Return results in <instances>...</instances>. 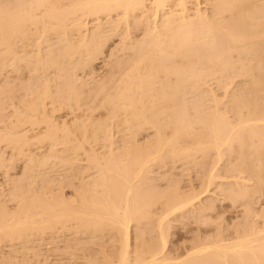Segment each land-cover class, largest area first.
Here are the masks:
<instances>
[{"label":"rangeland","instance_id":"1","mask_svg":"<svg viewBox=\"0 0 264 264\" xmlns=\"http://www.w3.org/2000/svg\"><path fill=\"white\" fill-rule=\"evenodd\" d=\"M3 0H0V7H2V3H3V6H7V5H9V7H11V6H15V4H14V2L16 3L17 2V0L15 1H13V0H4L3 2H2ZM9 1H11L12 3L10 4V2ZM64 1L65 0H63V2H61V3H64ZM152 0H148V5L150 4L149 2H151ZM173 1V0H172ZM192 1V2H191ZM209 1V2H208ZM197 0V2L194 0H190V2H191V4H189V5H191V7H192V3H193V7L192 8H200V9H202V11H204L205 10V12L204 13H208L209 14V11L210 12H212L210 9H212V1H214V0ZM8 2H9V4H8ZM66 2V1H65ZM196 2V3H195ZM210 2H211V4H210ZM6 3V4H5ZM18 3H19V0H18ZM17 3V4H18ZM175 3V0L172 2V4L171 3H169L170 4V6L171 5H175L174 4ZM13 4V5H12ZM66 4V3H65ZM146 4V5H147ZM151 4H152V2H151ZM150 4V5H151ZM196 4H199V7H198V5H196ZM208 4V5H207ZM210 4V5H209ZM13 6V7H14ZM169 6V7H170ZM8 8V7H7ZM194 9H192L193 11H194ZM197 9H195V10H197ZM209 10V11H208ZM193 11H192V13H193ZM207 11V12H206ZM41 12H39L38 14L39 15H41L40 14ZM119 13V14H118ZM118 13H116V12H114V14H113V12H112V14L108 17V16H106V18H105V16H103V15H99L100 16V18H101V22H100V19L98 20L97 19V16L96 17H94V19L92 18V17H89V18H84L82 21H85V22H90L92 25H90L89 24V26H91V27H89V28H91V30L94 28V25H97L96 23H98L97 22V20L100 22V23H98V24H101V28H102V30H103V35H102V37H103V44H101L99 47H93V49H96V50H94L93 51V49H92V51L91 52H85L84 53V51L83 50H81V53H76L77 55H75V56H77L76 57V59L73 61V60H71V57H70V60L71 61H69V57L67 58V57H65L64 56V58H67L66 60L67 61H69L68 63H67V61L64 59V58H62V61H63V63H62V61H61V58H59V62H61L60 63V65H57V67L56 66H52V68H50L51 66H49L50 65V63H49V65H48V63L47 62H50V61H52L53 59H51V58H53V57H55L56 56V54H53L52 56L53 57H51L50 56V61H47L46 59H44V58H46L45 56H47V59L49 60V58H48V51H50L49 49H53L52 51L53 52H51V53H58V52H60V54H62L61 53V49H62V51H64V49H65V51H66V48L68 47V45L66 46V44L64 43L65 41H67L68 43L70 42V37L72 36H70V37H68L69 39V41L66 39V38H64V34L63 33H60V32H62V31H60V32H58L59 33V35H57V34H53L52 32H50V30H49V28H53V30L55 31V25L52 27V26H50L49 27V25L48 24H50L48 21H47V19H45L44 20V22H43V25H45V21H47V23H46V25L45 26H47V29H46V27H45V29H46V33H43V31H44V26H43V29L41 28L42 26H41V22H38L40 25H36L35 27H36V30L38 29V31H39V34L37 35V32L38 31H36V30H34V25H32L31 27V30H30V32L29 31H27L26 29H25V32L27 33V35L25 34V38L23 37V35H20V37H22V39L20 40L19 38L20 37H18V39L20 40H18L17 39V41L18 42H16V40H14L15 41V43L13 44V47H15V50H14V48L12 47V50L14 51V52H16V54L12 51V50H9V52H11L12 51V53L13 54H15V56L17 55V56H19V59H20V61H21V63H19L20 61H19V59H18V57H17V59L15 60V62L17 61H19L18 63L16 62V64H19L18 65V67H17V65H15L16 67H13L14 65H12L13 63H11V66H9L8 64H10L7 60H9V59H7V57L8 56H6V54L5 53H7V52H5V50H4V55L2 56L1 55V52L3 51V48L5 47H1L2 48V51L0 50V58L2 59V57H3V59H5L4 60V62L5 61H7V63L5 64V65H8V66H5V67H2V64L3 63H1L0 65V69H1V67H2V69L0 70V206H1V208L2 209H0V215H2V214H5V211H6V213L8 212V210H9V214L11 213V216H10V219L11 220H13L14 218V216L12 217V215H14L16 212V216H17V214H18V212H20L22 209H20V208H22V206L24 207V208H26V206H27V203H31V204H33L34 203V205L36 206H34L35 208V210H37L36 211V214H37V217H36V215H33V216H35L37 219H39V220H42V219H40V218H38V217H42L43 215H44V217H45V213H43V215L41 216V215H39L41 212H43L44 211V209H46L47 207V205H48V201H49V203L52 201L53 202V200L54 201H57V199L55 200L54 199V197H56L57 198V195H58V199L60 200L59 201V203H61V200L64 202V204L66 203V204H68V205H66V206H70V207H72L69 211H72L73 209V212H75V211H77V212H75L76 214H71L70 212H67V214H69V216L70 215H72V218H70V217H68V219L70 218V220H67V219H64V220H62V222L64 223L65 222V224L63 225V223L61 222V223H58L57 224V222H56V225H54L53 224V226H57L56 228L54 227V229L52 228V226H48V225H46L45 226V224L43 225H41V224H38V225H35V226H32L34 229L29 233V231H27L28 233H26V235H24L25 237H26V239L25 238H21V240H23L22 242H21V240L20 239H18V237H13L14 239H16L15 241H13V238L11 237V238H9V239H6V237L4 238L2 235V237L0 238L1 240V242H0V264H92V262H93V260L95 261V259H97L95 262H97L96 264H100V263H105V261H106V259H104V256H106L107 258H108V255H110L111 253V255L109 256V259H107V261H106V263L108 262V261H110V259L111 258H115L114 257V255H118V253L120 252L119 250H120V248H121V244H122V241L121 240H119V239H121V238H119V237H121V235H118L120 232V230H118V228L120 229V227L119 226H116V227H114V224H113V222H112V220H111V222L108 220V219H106V217L104 216V215H106V214H102V211L105 209V205H104V208H103V210H101L102 209V207H101V209H100V211H101V213H100V211L98 212L97 210L99 209H97V208H94V206L92 205V207H90L91 205L89 204L88 206L89 207H85V205L89 202L90 203V200H88V201H86L87 203H85L84 201L85 200H87L88 198L89 199H93V200H91V201H93V204L95 203V202H97V201H94V200H97V199H99L100 200V202L101 201H104L105 200V196H107V195H112L113 194V192H111L110 190L111 189H113L114 190V196L115 197H113V195H112V197L110 198V195L108 196V197H106V202H107V198L108 199H112V201H113V199H114V201L115 202H118V201H116L117 199H119V198H117L116 196H117V194L116 193H120V189L122 188V187H120V185L121 186H123L124 185V182L125 181H122L123 180V178L122 177H124V180H126L127 181V178H129V177H127L126 178V176H125V174L126 173H124V172H127V173H129L130 174V171H131V167L132 166H137V163L140 165V163L143 165H141V167L144 169H142V171L143 172H140L141 174H142V176L143 175H145V178H144V176L142 177L143 179H142V181L141 180H138L139 178L138 177H136V179L138 180V182H137V180L135 179V181H136V183L134 182V183H132V185L133 184H135L134 186H132L133 188H134V190L138 187H142V189L145 187V188H147V187H150V188H147L148 190H145V188H144V190H142L141 189V187H140V189L138 190L139 191V193L136 191H134V193H137V194H140L141 193V191L140 190H142V191H146V192H148L149 190V192L150 193H152L151 195L149 194H145L146 196H147V198L148 199H145V198H140L137 194L136 195H134V197L136 196L137 198H138V200L137 199H134V197L132 196V194H131V196H132V198L134 199V200H136L137 202L139 201V198H140V200L142 199V203L144 204L145 202L143 201V199L144 200H149V202H150V200H152L153 201V203L151 204V202H150V204L149 203H145V207H147L146 205H150V207L148 206L145 210H143V207L144 206H141V207H138L140 204H141V202H140V204H139V202H138V208L137 209H139V208H141V210H143L142 211V213L140 214L139 212H138V214L137 215H135L134 216V218H133V220L131 221V226H130V242L132 243L131 244V247L132 246H134L133 247V249H131L132 251L133 250H137V248L140 250V251H143V249L145 248V246H147V244L148 245H151V244H149V243H156V245H158L159 246V244H160V240H162V239H160V235H161V233H160V231H158V229H159V221L161 220L160 219V217L161 216H163L162 214H165V211L167 212V209H165V207L167 208V205H165L166 203H164L165 201L166 202H170L171 204H173L172 203V201H174L175 203L177 202V200H178V197H179V200H180V198H181V196H182V201H187V199H188V201H190L189 200V196H186V195H190V198H191V201L193 202V203H195L193 206H192V208H190L189 206V208L191 209H189L188 207V211H181L180 213H179V211L178 212H175V214H173V215H171L170 217H167V219L165 220V222H167V220H168V225L167 226H169V231H168V229H167V231H168V233H167V231H164V232H166L165 233V237H166V235L168 236V252L167 253H170L171 251L170 250H173L174 252H175V249L177 250H179V252L181 251V249H183V251L185 250V249H188V251H189V249L192 247V245L193 246H195V247H197L198 245L200 246V245H206V244H209V243H223V241H224V243L225 242H232L233 240H236L237 238H239V237H242L241 235H243V236H245L246 235V233L247 232H250L251 234H254L255 232H258L261 228H264V167H262V166H260L259 168H263V170H262V172H261V169H256V168H254V166H257V168H258V165H257V163L258 164H261L260 162H259V157L258 158H256V156H254V154H253V157L252 158H256L257 160H258V162L254 159V160H252V161H256L257 163H255V162H252V164L253 163H255L256 165H254L253 167L251 166V164H250V162L251 161H249V163L247 164V162H246V164H247V166L245 165V164H243L242 163V160H241V158L240 159H238V157L236 158V156H237V154L239 155V153H240V157H242V156H245L246 154L245 153H247V155L249 156V154H248V150L246 151L245 149H246V147H247V149H248V147L250 148V147H252L251 145H252V143H257V141H255L257 138H252V136H251V138H249V136L248 137H244L242 134V137H244V139L245 140H248L249 139V141L250 142H245V144H246V147H244L243 146V148H239L238 149V147H237V149H236V145H237V143L236 142H234V144L236 143V145L234 146V144H233V146H234V148H233V146H232V148H231V152L228 150H226L225 151V148L227 147V146H225V148L223 149H221V151H223L222 153H220V155L219 156H217L218 155V153L220 152V150H219V152H216L215 150L216 149H214L213 150V152L212 151H208V154H207V151H206V148H204L207 144H208V141H209V139L207 140V138H208V136H206L207 134L206 133H208V132H206L205 133V131L207 130V129H205V126H201L200 124L202 123V121L200 122L199 120H198V118H200L199 116H200V114H199V116H198V118H197V110L199 111L200 109H201V113H203V111L205 112V115H206V113H213L214 112V109L217 107L216 105H219L220 104V106H219V108H221L220 110H222L221 111V113L223 114V115H221L220 114V110H218V111H215V115L214 114H210L211 115V117L214 115L215 117H217V112H219V114L223 117V116H226V115H228V116H226L227 117V119H228V117L229 116H231V117H229V121L230 122H228V121H226L227 123H228V125H230L231 124V122H233L234 124H232V125H230V126H235V125H237V124H239L240 122L238 121V120H240V118H239V116L241 117L242 115H243V117H241V119L243 118V119H249L248 117H247V114H249V109L247 108V112L245 111L246 110V105L245 104H243V102H241V103H239V104H241V105H239L238 104V106H241L240 107V109H236L237 108V106L235 107V104L237 105V103L239 102V101H237L236 102V97L237 98H239L240 97V95L242 96V95H244V94H242V92L245 90L246 92H248L247 90H248V88L249 87H253L252 88V90L254 89V86H250V85H252V84H249V82L251 83V81H249L248 79H249V76H247V75H245V74H243L242 73V69H239V68H244L243 66H240L241 65V62L239 61V60H237L238 59V57H236V54H237V56H238V52H236V53H234L233 55H234V57H233V59L231 58L229 61H232V63H230V64H234V63H236V65L237 64H239V66L237 65V67H236V65H235V67H234V65H233V67H232V65H228V66H231L230 68L229 67H227V71L228 72H226V73H224L223 74V77H222V74H220V73H217L215 76H214V74H213V76H209L208 78H205L204 79V82H199V79L197 80L198 82H195L194 80H192L193 81V83L192 82H189V81H187V83H192L193 85H194V83H196L195 85L197 86V85H199V84H201L202 83V85H199V86H201V87H192L193 85H190V84H187V83H185V84H187V86H185L184 85V87L185 88H191V89H193V90H189L188 89V91L185 89V88H183L182 87V89H185V91H181L184 95H182V94H180V93H178L179 94V96L180 95H182V97L180 96H178V94H176L177 95V97L178 98H181L180 100H182V101H179L178 99H177V101L179 102V103H181L182 105H184V107H185V104L186 105H188V106H186V107H188V110H187V108H186V110L188 111H186L185 110V115H186V112H187V114L189 115V114H191L194 110L193 109H190V108H195L196 106L195 105H193L192 104V101H193V103L195 104V103H197L196 105H201V104H203V105H201V107H205L204 109L203 108H201V107H199L200 109H198L197 108V110H195V112H196V114H195V112H193L196 116H195V118H194V115H193V121L195 122V120L196 121H199V122H197V124H195L193 121H191V116L192 115H190V116H187L188 117V120H189V118H191L190 119V122H193L194 124H192L191 125V123H190V125H188V127L187 128H189V127H191L192 126V130H194V131H192L191 130V132H192V134L193 135H195V133H197L198 135H199V133H201L200 135H202L201 137H198V138H194L195 140H196V143H198L197 141L198 140H200L201 138L203 139V136H204V138H205V136L207 137L206 138V140H207V142H203V144H202V141H206V140H200L201 141V143L199 142L198 144H196L195 143V141H194V139H193V136H192V134H190L191 132H188L187 130L188 129H186L185 131H183L181 134L183 135L184 133H186V136H188V135H190L189 137H191L192 136V139L190 138V139H188V138H186V136H185V134L183 135V136H185V137H183V139L186 141V142H188V141H192L191 143H193V141H194V144L195 145H201V146H195L194 144H192V145H194V147L196 148V149H199V150H196V152L195 151H191V149L193 148L194 150H195V148L191 145V147L192 148H189L190 146H188V148L190 149V151L189 150H187L188 152H190V153H188L189 155H188V157H187V151H185V152H179V150L180 149H182L183 147L181 146L180 147V149L178 148V146L177 147H175L174 148V145L172 144L171 146H172V149L174 148V149H177L178 148V150L176 151V150H174L176 153H175V156L174 155H172L171 153L172 152H174V151H172V149H171V146L169 145V143H168V145L170 146L169 148H170V154L173 156V157H171V155L170 156H168V151H169V148H168V145L166 146H164L163 148H162V145H160V143H156V146H155V142H157L158 141V139L156 140H154V138H153V136L154 137H156V134H157V132L159 133V128L160 127H162L161 129H162V132H161V129H160V133L159 134H162L163 132H165V133H163V135L161 136V135H159L158 134V138L160 139V140H162V138H164L163 139V142H167L166 141V137H167V135H169L167 138V140L169 141V139L170 140H174L175 138L174 137H172L171 135L173 134V135H175L176 134V132H174V131H176V125L174 124L176 121H178V119L176 120V121H174L173 120V118H178V117H176V116H178V115H175V117H173V115H174V113H178L177 112V110H175L176 108H173V104L172 103H166L167 105L168 104H170V105H168V108H170L171 109V107H172V109H174V111L175 112H173V110L172 111H168V112H170V114L166 111V114H165V116H163V117H160V116H158V115H156L157 117H159L158 119L159 120H157V121H159L158 123H157V121L155 122V120L157 119V118H155V119H153L154 117H156L154 114H152V115H150V116H152L153 117V115H154V117L152 118H150V119H152V123H151V125L153 124V123H156V125L154 126V125H152V126H149V129H148V126L146 125V124H143V123H145V120L143 121L142 119H143V117H135L136 119H138L137 121L135 120V121H133L131 118H133L134 119V116L132 117V116H128L127 114L129 113V111L131 110V109H127V113H126V115H127V117H131L130 119L129 118H127V117H125L126 115L125 114H122V112H124V110H122V112L119 110V114L117 115V116H120V117H117L116 115H115V112L119 109V105H118V101L115 99V98H113V99H115L116 101H114V102H112V103H110L111 101H113V99L111 100V98H109L111 95H110V91H112V92H117L118 90H121L120 89V85H119V83L117 84V81H118V79L120 80V78L122 79V77L120 76V71L122 70V68H124V67H122V68H120L119 67V64L120 63H124V66H126L125 68H124V70L122 71L123 72V75L127 72V74L129 73V72H131V70L132 69H130V67L131 68H133L134 70H132L133 72L132 73H134L135 74V76L136 77H138V75H136L137 73H135V71H137V68H136V70H135V68H134V63L133 62H131V63H133V66H131L132 64H130V61L129 60H131V58H133V56L135 55V54H137V53H135L136 52V50L135 49H137V46H138V44L140 45L141 43L140 42H142V39H143V41H144V39H145V42H146V40L149 42L150 40V38L151 37H149L150 36V34H151V32H150V30H149V27L150 26H153L154 27V18L153 17H151V16H149V15H151V12H150V14L149 13H147V14H149L148 16H149V18L147 19V18H145L144 17V20L141 18V20H139L140 18V16L139 17H136V18H126L125 16H123V13L120 11V12H118ZM121 14V15H120ZM211 14V13H210ZM81 15V14H80ZM106 15V14H105ZM108 15V14H107ZM120 15V16H119ZM227 15V14H226ZM225 15V17H226V19L224 20V21H226L227 19L229 20V13H228V15L226 16ZM123 16V17H122ZM82 17V16H81ZM83 17H85L84 15H83ZM108 17V18H107ZM121 17V19H119ZM124 17H125V19L127 20V21H125V19H124ZM228 17V18H227ZM90 18H92V19H90ZM97 20H96V19ZM105 18V19H104ZM111 20H110V19ZM119 19V20H116V19ZM139 18V19H138ZM79 19H81V18H79ZM79 19H77V20H79ZM134 20V22H133V20ZM139 20V21H136V20ZM149 20L150 22H151V25L150 24H147V23H150L149 21H145V20ZM95 20V21H94ZM106 20H107V22H106ZM131 22H129V21ZM162 20V19H161ZM228 20L226 21V22H228ZM259 20V19H258ZM257 20V21H258ZM109 21H111L109 24H108V22ZM117 21V23H115ZM122 21H124V22H122ZM140 21H142V22H140ZM144 21V22H143ZM263 21V20H262ZM94 23V25H93V23ZM140 23V25L139 26H137V23ZM147 22V23H146ZM253 22V21H252ZM260 22H261V20H260ZM259 22V23H260ZM104 23V24H103ZM118 23H121V24H118ZM144 24V25H146V26H142V24ZM153 23V24H152ZM254 24H256V20H254V22H253ZM253 23H251V24H253ZM102 24H103V27H102ZM106 24V25H105ZM109 26H108V25ZM125 24L127 25V26H125ZM132 24V25H131ZM159 25H160V22L158 23ZM253 24V25H254ZM51 25V24H50ZM120 25V26H119ZM134 25V26H133ZM148 25H149V27H148ZM224 25H225V22H224ZM41 26V27H40ZM93 26V27H92ZM98 26V25H97ZM113 26V27H112ZM118 27L117 29H115L116 27ZM124 26V27H123ZM134 28V30H133V28ZM49 27V28H48ZM56 27H57V25H56ZM107 27V28H106ZM110 27H112V28H114V29H112V28H110ZM120 27V28H119ZM122 27V28H121ZM126 27V28H125ZM128 27V28H127ZM137 27V28H136ZM264 27V26H263ZM262 27V28H263ZM30 28V27H29ZM28 28V29H29ZM59 28V27H58ZM109 28V29H108ZM123 28H124V30H123ZM132 28V29H131ZM105 29V30H104ZM111 29V30H110ZM125 29H127V30H125ZM146 29H148V31L150 32V33H147L148 31L146 30ZM42 30V31H41ZM56 30H58L57 28H56ZM107 30V31H106ZM119 30V31H118ZM120 30H122V31H120ZM132 30V31H131ZM136 30V31H135ZM153 30V28L151 27V31ZM264 30V29H263ZM112 31H114V32H112ZM117 31H118V33H117ZM125 31V32H124ZM147 31V32H146ZM35 32V34H32V33H34ZM42 32V33H41ZM49 32V33H48ZM56 32V33H57ZM118 34H116V33ZM108 33V34H107ZM125 33V34H124ZM30 34V35H29ZM45 34V35H44ZM61 34L63 35V36H61ZM110 34L112 35V36H110ZM129 34V35H128ZM146 34H147V36L149 37L148 39H146L147 38V36H146ZM29 35V36H28ZM43 37H42V36ZM108 37H107V36ZM121 35H123V36H121ZM31 36V37H30ZM128 36H130V37H128ZM30 37V38H29ZM42 37V38H41ZM106 37V38H105ZM28 38V39H27ZM60 38V39H59ZM108 38V39H107ZM16 39V38H15ZM24 39V40H23ZM63 39H65V41L63 40ZM72 39H73V37H72ZM22 40H23V43L21 44V43H19V42H22ZM30 42H29V41ZM63 41V43H62V41ZM255 40V39H254ZM101 41H102V38H101ZM100 41V42H101ZM104 41H106V42H104ZM138 41H140V42H138ZM257 41L259 42L260 40H258V39H256V41H254V43H257ZM124 43L123 45H122V43ZM128 42V43H127ZM133 42H134V44H133ZM144 42V44L146 45L147 43H145ZM252 42V40L250 41V43ZM16 43H19V44H17L16 45ZM26 43V44H25ZM30 43V44H29ZM102 43V42H101ZM138 43V44H137ZM249 43V44H250ZM253 43V42H252ZM29 44V45H28ZM132 44V45H131ZM143 44V43H142ZM142 44L140 45V47L142 46ZM14 45H16V46H14ZM63 45V46H62ZM64 45L66 46V47H64ZM127 45V46H126ZM133 45H134V48H133ZM251 45V44H250ZM3 46V45H2ZM25 46V47H24ZM53 46V47H52ZM122 46V47H121ZM130 46V47H129ZM147 46V45H146ZM146 46H144V47H146ZM19 48V49H17V48ZM52 47V48H51ZM62 47H64V48H62ZM102 47H103V49H102ZM128 48V49H126V48ZM140 47H139V49H140ZM143 47V48H144ZM0 48V49H1ZM6 48V47H5ZM24 48H25V51H24ZM60 48V49H59ZM125 48V49H124ZM132 48V49H131ZM142 48V49H143ZM247 48H248V46H247ZM249 48H250V46H249ZM21 49V50H20ZM134 49V50H133ZM141 49V50H142ZM145 50H147L148 49V47L147 48H144ZM8 50V49H7ZM17 50H20L21 51V53H20V51L19 52H17ZM59 50V51H58ZM99 50V51H98ZM101 50V51H100ZM144 50V51H145ZM65 51H64V53L63 54H66L65 53ZM135 51V52H134ZM138 51H140V50H138ZM137 51V52H138ZM7 53V55H11L12 53ZM40 52V53H39ZM83 52V53H82ZM96 53V54H94V56H92V55H90V56H92V57H89L88 58V56H89V54L90 53ZM100 52V53H99ZM134 52V53H133ZM24 53V54H23ZM28 53V54H27ZM86 53L88 54V55H86ZM144 53H146V51L144 52ZM143 53V50L138 54L139 56H140V54L142 55V54H144ZM3 54V53H2ZM11 55L12 57L14 56V55ZM21 54H22V56H21ZM26 54V55H25ZM50 54V53H49ZM59 54V53H58ZM83 54H85V55H83ZM134 54V55H133ZM35 55H40L38 58H37V56H35ZM43 57H42V56ZM78 55H79V57H78ZM84 57H83V56ZM96 55V56H95ZM136 56L135 58H138L139 56ZM251 55H253V54H251ZM250 55V56H251ZM2 56V57H1ZM4 56H6L5 58H4ZM143 56V55H142ZM250 56L248 57V56H246V57H248V58H250ZM25 57V63H24V60H23V58ZM29 57H31V58H29ZM34 57H36L38 60L39 59H41L40 57H42V60H40V61H42L41 63H39L40 65L42 64V65H44L45 63H43L45 60L47 61H45L47 64V66H49L48 68H46L45 66H42V67H44V68H42L39 64H38V62H40V61H38L36 58H34ZM58 57V56H57ZM60 57V56H59ZM72 57H74V55L72 56ZM80 57L81 58H83V59H80ZM11 58V57H10ZM14 58V57H13ZM12 58V59H13ZM26 58H28L27 60H26ZM33 58V59H32ZM77 58L80 60H77ZM88 60H87V59ZM139 58H141V56L139 57ZM236 60H235V59ZM2 59V60H3ZM15 59V58H14ZM36 59V60H35ZM85 59V60H84ZM94 59V60H93ZM65 60V61H64ZM83 60H84V62H83ZM91 60H92V62H91ZM133 61H135V64L137 63V66H138V61L140 60V59H137V62H136V59L134 60V59H132ZM131 60V61H132ZM173 60V59H172ZM171 60V61H172ZM175 60H176V58H175ZM178 60V59H177ZM177 60L175 61V63L177 62ZM247 59H245L244 60V62H242V64L244 63L245 65L247 64V62L248 61H246ZM1 61V60H0ZM11 61V60H10ZM13 62H14V60H12ZM75 61H77V62H75ZM87 61V62H86ZM121 61V62H120ZM129 63H128V62ZM171 61H168L167 60V62H171ZM174 61V60H173ZM179 61V60H178ZM236 61V62H235ZM23 62V63H22ZM91 62V63H90ZM127 62V63H126ZM167 62H166V64H167ZM184 62V61H183ZM238 62V63H237ZM246 62V63H245ZM26 63H29V64H26ZM36 63L38 64V66L36 65ZM116 63H117V65H116ZM171 63H173V62H171ZM178 63V62H177ZM187 62H185V63H182L181 65L183 66V64L185 65ZM27 65V66H23V65ZM32 64H34L35 66H37V68L35 67V66H33ZM71 64V65H70ZM74 64H80V65H82V68H80L81 66L80 65H74ZM85 64V65H84ZM90 64V65H89ZM201 64L202 63H200V67H201ZM32 65V66H31ZM123 64H121L120 66H122ZM128 65L130 66V67H128ZM170 65V67L172 66V64H169ZM176 65H178V64H176ZM180 64H179V66H181ZM3 66H4V64H3ZM40 66V67H39ZM149 66V65H148ZM147 66V67H148ZM186 66V65H185ZM188 66V65H187ZM22 67V68H21ZM24 67V68H23ZM29 67H30V69H29ZM67 67H68V69L70 70H68L67 69ZM70 67H71V69H70ZM73 67V68H72ZM75 67V68H74ZM150 67V66H149ZM199 67V66H198ZM199 67V68H200ZM15 68V69H14ZM33 68H35V69H33ZM67 70H66V69ZM198 68V69H199ZM203 68V67H202ZM233 68H235V71L233 70ZM237 68V69H236ZM19 69V70H18ZM64 69V70H63ZM74 69H75V71H74ZM78 69V70H77ZM197 69V68H196ZM201 69V68H200ZM199 69V70H200ZM230 69V70H229ZM232 69V70H231ZM56 70V71H55ZM67 72H66V71ZM126 70V71H125ZM147 70V69H146ZM204 69H202L201 71H203ZM239 70V71H238ZM241 70V71H240ZM62 71H63V73H65V74H62ZM69 71V72H68ZM72 71V73H71V75H70V72ZM76 72V73H74V72ZM141 71V70H140ZM200 71V72H201ZM121 72V73H122ZM125 72V73H124ZM139 72V71H138ZM205 72H207L206 70H205ZM204 71L201 73L202 75L200 76V74H199V76L201 77V79L200 80H202L203 81V73L204 74H206ZM233 72V74H231ZM235 72V73H234ZM236 72H238V73H240L239 75L241 76V74H242V77H239V76H237L238 75V73H236ZM74 73V74H73ZM141 73V72H140ZM140 73H138V74H140ZM199 73V72H198ZM57 74V75H56ZM60 74H61V76H60ZM126 74V75H127ZM207 74H209V73H207ZM70 75V76H69ZM122 75V74H121ZM122 75V76H123ZM129 75H130V73H129ZM211 75H212V73H211ZM228 75H230V76H228ZM232 75V76H231ZM234 75V76H233ZM63 76H65V77H63ZM68 76L69 77H72L71 79L73 80L72 82H71V84H74L73 86H71L70 84V87H69V89H68V87L65 85V84H67V83H65V82H67L68 80H66V77L68 78ZM125 76V75H124ZM124 76H123V79L122 80H124V82L126 81V78H128V76H126L125 78H124ZM163 76V75H162ZM161 76V77H162ZM174 76V75H173ZM173 76H171L170 77V81L172 82V84H175V82L177 81V76L175 77L174 76V78L175 79H173ZM205 77L206 76H208V75H204ZM245 76V77H244ZM246 76H247V79H246ZM60 77V78H59ZM219 77V78H218ZM63 78H65V79H63ZM220 78H226V79H224L223 81H222V79L220 80ZM228 78V79H227ZM71 79H69V82H70V80ZM110 80V79H112V80H110V81H107V80ZM217 79V80H216ZM220 81H219V80ZM66 80V81H65ZM122 80H120V81H118V82H121ZM128 80H130V81H132L131 79H129L128 78ZM128 80L126 81V83H124V86H125V89H126V85H128V84H130V81H129V83H128ZM137 80V79H136ZM157 80V82H156V84L157 83H159L158 82V79H156ZM169 80H164V82L163 83H165V81H166V83H167V81H168V83H169ZM250 80H251V78H250ZM36 81H38V82H36ZM42 81H44V82H42ZM46 81H47V83H46ZM112 81V82H111ZM115 81V82H114ZM162 81H163V79H162ZM247 81H249V82H247ZM40 82H42V83H44V87L41 85L42 83H40ZM68 82V83H69ZM103 82H105V83H103ZM107 82H111V84L112 85H108L109 83H107ZM171 82L169 83V85L171 84ZM174 82V83H173ZM40 84L39 86L37 85V84ZM84 83V84H83ZM101 83L103 84V85H101ZM168 83L164 86V88L166 89V90H168ZM36 84V85H35ZM48 84V85H50V86H48V87H51V89L52 90H50V91H53L54 92V98L52 97L51 99H53V100H49V101H53V103L52 102H48V100H47V102H48V105H47V103H46V108H47V110H46V113H47V111L49 110L50 111V113H49V111H48V114H44L43 112H42V110L40 111V112H42V114H44V115H42V114H40V112L38 111V113L36 112V113H34V112H32V113H30V111L29 110H31L30 109V107L29 106H31L32 105V102L33 101H36V98H37V96H38V93H41V92H43L44 91V89H45V87H46V85ZM81 84V85H80ZM98 84V85H97ZM108 85V88L107 87H104V85ZM121 84H122V82H121ZM126 84V85H125ZM136 84V83H135ZM155 84V85H156ZM162 84V82H160V85ZM171 84V85H172ZM64 85V86H63ZM68 85V84H67ZM100 85L101 86H103V87H101V88H103V89H101L100 88ZM105 85V86H106ZM113 85H115V86H113ZM133 86H135L134 84H132ZM155 85H153V86H155ZM168 85V86H167ZM188 85H190L191 87H189ZM31 86V87H30ZM38 86V87H37ZM65 86L67 87V88H65ZM82 86H83V88H82ZM97 86V87H96ZM114 88H113V87ZM118 86H119V88H118ZM122 86H123V84H122ZM123 86V87H124ZM132 86V87H133ZM167 86V87H166ZM247 86V87H246ZM249 86V87H248ZM35 87H37V89L35 88ZM40 87V88H39ZM41 87H42V89L43 90H41ZM72 87V88H71ZM73 87L74 88H77L78 90H76L75 89V91H74V93L76 92L77 94L80 92V96H81V99H80V101H79V103H81V104H77L78 103V101H76L77 99H79V98H72V99H76V100H70L71 99V97L74 95V93H73V95L71 96V95H69V94H65L64 92H63V89H64V91L65 90H67V92L66 93H68L69 91H72V89H73ZM94 87H95V89H94ZM112 87V88H111ZM158 87V88H157ZM159 87L160 88H162L163 86H159L158 84L156 85V89H157V91H158V89H159ZM33 88H35V91L36 90H39L40 89V92H37L36 93V95L34 94L35 92H34V89ZM97 88L99 89V90H97ZM110 88V89H109ZM122 88V87H121ZM134 88V87H133ZM196 88H198V89H196ZM200 88V89H199ZM243 88H244V90H243ZM251 88H249L250 89V91H251ZM28 89V90H27ZM103 90H106V91H103L104 93L102 94V91ZM108 89V90H107ZM112 89V90H111ZM135 90L133 91V93H135V92H137V94L135 93V97L136 96H138V94H141L140 92H143L142 91V89L140 90V89H136V87L134 88ZM147 89V88H146ZM149 89V88H148ZM152 90H151V92H152V94H155V93H153V92H156V93H159L160 91H161V89H160V91L159 92H157L156 90H155V88H151ZM153 89L155 90V91H153ZM247 89V90H246ZM33 90V91H32ZM74 90V89H73ZM93 90V91H92ZM97 90V91H96ZM140 90V91H139ZM162 90H164L163 88H162ZM166 90H164L165 92H166ZM204 90H206V91H204ZM238 90H239V92H238ZM254 90H256V89H254ZM91 91L93 92V93H91ZM101 91V92H100ZM123 91H125V90H121V92H123ZM169 91H171L170 89H169ZM174 91V90H173ZM178 91H180V89L178 90ZM189 91H191V92H189ZM203 91V92H202ZM208 91V92H207ZM235 91V92H234ZM258 91V90H257ZM31 92H34V93H31ZM53 92H51V95L53 94ZM82 92V93H81ZM88 92H90L91 94H94V92H99V93H95L94 95H90V94H88ZM111 92V94H112V96H114L113 94L114 93H112ZM163 92V91H162ZM172 92V91H171ZM175 92V91H174ZM186 92V93H185ZM190 93V95H188V93ZM194 92V93H193ZM211 92V93H210ZM255 91H253V92H251V93H249L248 92V95H247V93H245L246 95H245V98H244V100H243V98H242V101H244V103L246 102L245 101V99L246 98H249L251 95H249V94H253ZM262 92H264V91H262ZM63 93L65 94V95H63ZM108 93V94H107ZM117 93H120V91L119 92H117ZM205 93V95H206V93L207 94H210V96L209 95H206L207 97H205V95H203ZM212 93H215V94H217L216 95V97L212 94ZM237 93H239V94H237ZM258 93H261V92H255V94H258ZM32 96H31V95ZM34 94V95H33ZM72 94V93H71ZM100 94V95H99ZM106 95L105 96V98H103L102 97V95ZM170 94V93H169ZM172 94H173V92H172ZM192 94H194V95H192ZM201 95V97H200V95ZM264 94V93H263ZM262 94V96H264ZM67 95H68V97L69 96H71V97H67ZM78 95V96H79ZM99 95V96H98ZM229 95V96H228ZM230 95H231V97H230ZM235 95V96H234ZM237 95V96H236ZM34 96V97H33ZM76 96V95H75ZM77 96V97H78ZM86 96H87V98H86ZM109 96V97H108ZM116 96V95H115ZM140 96V98H141V95H139ZM139 96L136 98V99H139ZM196 96H197V98H196ZM229 97V99H228V97ZM234 98H233V97ZM253 96H254V94L252 95V97H250V99H251V101H252V98H253ZM256 96V95H255ZM254 96V97H255ZM261 95H259L258 94V96H256V97H258L257 99H259V97H260ZM66 97L68 98V100L66 99ZM84 97V98H83ZM94 97V98H93ZM95 97H97V98H95ZM185 97V98H184ZM192 97H193V100H192ZM210 97V98H209ZM214 97V98H213ZM224 98L223 100H224V104L223 103H221V102H223V100L221 99V102L220 103H216L214 100L216 99V100H220V98ZM242 97H244V96H242ZM107 98H109V99H107ZM151 98V97H150ZM195 98V99H194ZM200 98H202L203 100H206V101H203L202 99V102H200L201 100H200ZM227 98V99H226ZM261 98V97H260ZM32 99H34L33 101H32ZM233 99V100H232ZM239 99H241V97L239 98ZM249 99V100H250ZM253 99H256V98H253ZM256 99V102H254L255 104H258V105H260V104H262L261 102H262V100L264 101V97H262V99H261V102H259L260 101V99L259 100H257ZM56 100V101H55ZM111 100V101H110ZM141 100V99H140ZM139 100V101H140ZM147 99H145V101L143 100V101H141V102H144V103H142L141 104V106H144V104L146 105V106H144L145 108L146 107H148V105L150 104V106L152 107V102L150 101V99L148 100V102H151V103H146L147 101H146ZM185 100L187 101V102H185ZM197 100V102H194V101H196ZM219 100H218V102H219ZM232 100V101H231ZM238 100V99H237ZM246 100H248V99H246ZM248 100V101H249ZM104 101V102H103ZM159 102H157L158 104L160 103V100H158ZM176 100H175V104H176V102H177ZM213 101V102H212ZM229 101V102H228ZM231 101V102H230ZM236 102V103H234L233 104V102ZM250 101V102H251ZM254 101V100H253ZM253 101H252V103H253ZM116 102V103H115ZM164 101H162L161 100V103L159 104V106H161V107H159L158 105L157 106H155L156 108H155V110H151L153 113L155 112V114H157V112H158V114L159 113H162L163 114V112L165 113V110L164 109H166V104H165V106H163L164 105V103H163ZM183 102H184V104H183ZM189 102V103H188ZM215 102V104H212V103H214ZM258 102V103H257ZM35 103V102H34ZM55 103V104H54ZM106 103H108V104H106ZM113 103L115 104L114 106H116V105H118V108L117 107H113L112 105H113ZM191 103V104H190ZM231 103V104H230ZM264 103V102H263ZM102 104V105H101ZM110 104V105H109ZM148 104V105H147ZM163 104V105H162ZM171 104H172V106H171ZM174 104V105H175ZM221 104L223 105L222 107H221ZM228 104H230V105H228ZM233 104V105H232ZM27 105H29L28 107H27ZM80 107H79V106ZM124 105V104H123ZM123 105H121V107H124ZM177 105V104H176ZM175 105V106H176ZM179 105V104H178ZM182 105H179L178 106V108L180 109V106H182ZM193 105V106H192ZM206 105V106H205ZM209 105V106H208ZM216 106V107H214V106ZM225 105H227V106H225ZM232 105V106H231ZM242 105H244V106H242ZM105 106V107H104ZM108 106V107H107ZM111 106V107H110ZM128 106V105H127ZM127 106H125V107H127ZM163 106V107H162ZM170 106V107H169ZM208 106V107H207ZM211 106V107H210ZM225 106V107H224ZM262 106H264V104H262L261 106H260V109L261 110H263L264 109V107H262ZM107 107V108H106ZM130 107H132V106H130ZM140 107V106H139ZM143 107V108H144ZM159 107V108H158ZM190 107V108H189ZM198 107V106H197ZM213 107V108H212ZM245 108L244 109V111H245V115H246V117H245V115L244 114H241V115H237V113H238V111L237 110H241L242 108ZM29 108V109H28ZM110 108H111V110H110ZM117 108V110L115 111V109ZM129 108V107H128ZM137 108H138V104H137V106H136V110H137ZM141 108V107H140ZM139 108V110H143V108H141L140 109ZM144 108V109H145ZM154 108V107H153ZM161 108H162V110H161ZM164 108V109H163ZM208 108V109H207ZM218 107L216 108V109H219ZM223 108H224V110H223ZM263 108V109H262ZM112 109H114V110H112ZM121 109V108H120ZM148 109V108H147ZM147 109H145V110H147ZM151 109V108H150ZM158 109V110H157ZM196 109V108H195ZM202 109H203V111H202ZM234 109V110H233ZM110 110V111H109ZM129 110V111H128ZM135 110V108H134V112L136 111ZM139 110H137L138 112H141V111H139ZM145 110H143V111H145ZM149 110V109H148ZM159 110H161V111H159ZM164 110V111H163ZM169 110V109H168ZM189 110H190V113H189ZM193 110V111H192ZM29 111V112H28ZM112 111V112H111ZM133 111V110H132ZM230 113H229V112ZM243 111V110H242ZM108 112H110V113H108ZM131 112V111H130ZM152 112H150V110H149V113H152ZM223 112H225V113H223ZM25 113H27V114H25ZM30 113V114H29ZM113 113V114H112ZM116 113H118V112H116ZM125 113V112H124ZM131 113H133V112H131ZM131 113H129L130 115H133V114H131ZM136 113V112H135ZM200 113V112H199ZM240 113H241V111H240ZM247 113V114H246ZM161 114V115H162ZM169 114V115H168ZM235 114V115H234ZM50 117H49V116ZM112 115H113V118H112ZM115 115V116H114ZM123 115V116H122ZM168 115V116H167ZM202 115V114H201ZM204 115V113H203V116H205ZM237 115V116H236ZM26 116H30L31 117V120L33 121H29V119H30V117L28 118V117H26ZM46 116H48L47 118H49L48 119V121H50V122H48V121H46L47 120V118L45 119V121H43L42 119H43V117H46ZM108 116H109V119H108ZM122 116V117H121ZM207 116H208V114H207ZM24 117L25 118H28L27 119V122H26V119H24ZM170 117H173L172 118V122H170L171 124L170 125H168L167 124V122H168V120L167 119H169ZM184 117V116H183ZM186 117V118H187ZM219 117V116H218ZM128 120L129 119V124H128V121L126 120V119ZM140 118H142V119H140ZM163 118V120H161ZM164 118H167V119H164ZM202 118V117H201ZM200 118V120H202ZM205 118H207L206 116H205ZM220 118V117H219ZM234 118V119H233ZM237 118H238V120H237ZM34 119V120H33ZM41 119V120H40ZM106 119V120H105ZM39 120H40V123H39ZM117 120H121V122H118ZM122 120H124V122H122ZM141 122H140V121ZM170 120H171V118H170ZM203 120H204V118H203ZM211 120H212V118H211ZM222 120H223V122H224V120H226V119H223L222 118ZM36 121H38V122H36ZM43 121V122H42ZM115 121V122H114ZM125 121H126V123H125ZM167 121V122H166ZM234 121H236V123L234 122ZM32 122V123H31ZM37 124H36V123ZM103 123V125H102V123ZM105 122H107V127H106V123ZM111 122H113L112 124H111ZM151 122V121H150ZM164 124H163V123ZM226 122H224V123H226ZM237 122H239V123H237ZM100 123V124H99ZM116 123H118V124H116ZM141 123V124H140ZM166 123V124H165ZM200 123V124H199ZM226 123V124H227ZM33 126H32V125ZM109 124H111L110 126H109ZM131 124H132V126H131ZM138 124V125H137ZM160 124V125H159ZM162 124V125H161ZM173 124L175 125V126H173ZM222 124V123H221ZM226 124H225V126H226ZM105 125V127H106V129L104 130V126ZM121 125H123L122 127H119V126H121ZM135 125L137 126V128L135 127ZM139 125H143L142 127L144 128L143 130H142V127H140ZM160 127H159V126ZM171 125H172V127H171ZM196 125V126H195ZM53 128H52V127ZM99 126H102V127H99ZM146 126H147V128H146ZM158 126V127H157ZM163 126H165V127H163ZM199 128H198V127ZM96 127H97V134H96ZM99 127V128H98ZM110 127V128H109ZM113 127V128H112ZM138 130L139 128L141 129H139L138 131L139 132H137V130L135 129V128ZM202 127H204L203 129H205V130H203L202 129ZM100 128H101V132H100ZM112 128V129H111ZM117 128V129H116ZM118 128H119V130H118ZM122 128V129H121ZM131 129V132H130V129ZM133 128V129H132ZM151 128V129H150ZM175 128V129H174ZM53 129V130H52ZM95 129V130H94ZM110 129V130H109ZM155 129V130H154ZM158 129V130H157ZM164 129H165V131H164ZM172 129H174V130H172ZM191 129V128H190ZM189 129V130H190ZM202 131H204V133L206 134H202L203 132H201V130ZM50 130H52V131H54L55 133H51V131ZM56 130V131H55ZM104 130V132H107V131H109L110 132V134H105L104 132H102ZM107 130V131H106ZM170 130H172V131H170ZM197 130V131H196ZM200 131V132H199ZM11 132H14V133H12L11 134ZM109 132H107V133H109ZM156 132V133H155ZM175 134H174V133ZM187 132H188V134H187ZM5 133V134H4ZM47 133H48V135H47ZM99 133H101L102 135H100ZM111 133H112V135H111ZM172 133V134H171ZM245 134H248V133H246V132H244ZM4 134V135H3ZM10 134V135H9ZM18 134V135H17ZM20 134V135H19ZM49 134H51L50 136H52V134L54 135L53 137H51L50 138V136H49ZM93 134H96V135H98L97 137H95V135H94V137H93ZM135 134V135H134ZM197 134H196V136H197ZM9 135V136H8ZM15 135V136H14ZM43 135H45V136H43ZM46 135H47V137H46ZM104 135V136H103ZM108 135V136H107ZM110 135V136H109ZM199 135V136H200ZM19 136H25V140L23 139L22 140V138L20 137V139L18 138ZM40 136H42V137H40ZM89 136H90V139H89ZM111 137V138H107V137ZM134 136V137H133ZM165 136V137H164ZM8 137V138H7ZM11 138V140H10V138ZM40 137V138H39ZM44 137V138H43ZM97 138L96 140L95 139H92V138ZM100 137V138H99ZM104 137H105V139H104ZM169 137H171V138H169ZM195 137V136H194ZM13 138H17V139H15L16 141L15 142H11V141H14V139ZM49 138V139H48ZM108 140H107V139ZM129 138V139H128ZM13 139V140H12ZM53 139H55V141H53ZM111 139H112V141H111ZM129 140V142H130V140H132V142L133 141H136L134 144H135V147H137L136 146V144L138 145V147L137 148H135L134 147V144L132 143V142H128V140ZM135 139V140H134ZM187 139H188V141H187ZM198 139V140H197ZM251 139H254L253 141H251ZM10 140V141H9ZM19 140H22L21 142H18ZM102 140H104V141H102ZM106 140H107V142H106ZM147 140H148V142H147ZM152 140H154L153 141V143H152ZM165 140V141H164ZM99 141V142H98ZM106 144H105V143ZM109 142V143H108ZM111 142H113V143H111ZM152 144H151V143ZM159 142V141H158ZM183 142V141H182ZM108 143V144H107ZM116 143V144H115ZM126 143H127V145H126ZM132 143V144H131ZM146 143V144H145ZM149 143V144H148ZM172 143V142H171ZM170 143V144H171ZM190 143V142H189ZM190 143V144H191ZM205 143H207L205 146H203ZM109 144H112V145H114V146H112V145H109ZM130 144H131V146H130ZM140 144V145H139ZM157 144H159V145H157ZM183 144V143H182ZM188 144V143H187ZM187 144H185L186 146H187ZM238 144H240V143H238ZM249 144H251V145H249ZM253 145V147H256V145ZM105 145V146H104ZM109 145V146H108ZM249 145V146H248ZM107 146V147H106ZM112 146V147H111ZM127 146V147H126ZM148 146V149L150 148L149 146H152V148L153 149H151V150H154L155 152L154 153H156L157 152V149L159 148H157V146H161V148L163 149H161V148H159V150L160 151H158L156 154H157V156L159 155L160 157V159L157 157V156H155L154 154H153V157L151 158V156L149 157V155H150V150L148 151V149L146 148ZM184 146V145H183ZM209 146V145H208ZM237 146H239V145H237ZM241 146V145H240ZM71 147H75V148H71ZM134 147V148H133ZM156 147V148H155ZM165 147H167V148H165ZM185 147V146H184ZM198 147V148H197ZM199 147H201V148H199ZM71 148V149H70ZM128 148H130V149H132V152H131V150L130 149H127ZM144 148V149H143ZM155 148V149H154ZM211 147H209L208 149H210ZM258 148H260V147H258ZM257 147L255 148V150H261V148L260 149H258ZM73 149H75V150H73ZM135 149H137V150H139L138 151V153L141 151V153H139L140 154V157H141V161H140V163H139V161L137 160V163L136 162H134V161H132V159H131V157L129 156V154L131 153H133V152H135L136 150ZM140 149H143V150H140ZM147 149V150H146ZM165 149L167 150L166 152H165ZM213 149V148H212ZM211 149V150H212ZM230 149V148H229ZM232 149H235V150H232ZM251 150H253L252 148H250ZM250 149H249V151H250ZM263 149V148H262ZM71 150V151H70ZM73 150V151H72ZM114 150H116L115 152H113ZM124 150H127L126 152H124ZM129 150H130V152H129ZM147 152H146V151ZM201 150H204V153L206 152V154H203L202 152H201ZM237 150H239V151H237ZM242 150H245L246 152L244 153ZM255 150H253V151H255ZM264 150V149H263ZM50 151L53 153H50ZM54 151H56V153L54 152ZM112 151V154H114V156H111V152ZM162 151V152H161ZM172 151V152H171ZM181 151V150H180ZM233 151L235 152V151H237L236 153H233ZM93 152H95V154L93 153ZM120 152H122V153H120ZM126 153V154H124V153ZM127 152H129V154L127 153ZM137 152V151H136ZM143 152L145 153V156H144V154H143ZM153 152V151H152ZM162 154H161V153ZM164 152H165V154H164ZM195 152V153H194ZM239 152V153H238ZM241 152H243L242 154H244V155H242L241 156ZM263 156H264V153H262V150L261 151H259ZM264 152V151H263ZM97 153V154H96ZM146 153H148L149 155H147L148 156V158H151L150 160H148L147 159V156H146ZM159 153V154H158ZM167 153V154H166ZM179 153H181L180 155H178ZM186 153V154H185ZM228 153H230V154H228ZM250 154H252L251 152H249ZM255 153V152H254ZM51 154V155H50ZM58 154V155H57ZM107 154H109L108 156H107ZM115 154H117V155H115ZM122 154H124L126 157V159L124 158L123 159V157H124V155H122ZM137 153H135V155H136ZM182 154H184L183 156H181ZM190 154H192V155H190ZM214 154V156H212ZM230 155V156H228V155ZM256 154V153H255ZM259 155L258 153H257V156L259 155V156H262V155ZM50 157H49V156ZM60 155V157H57V156H59ZM94 155V156H93ZM95 155H96V157H95ZM102 155V156H101ZM133 155H134V153H133ZM142 155V156H141ZM162 155H164V156H162ZM178 155V156H177ZM205 157H204V156ZM207 155H210V157L208 156L207 157ZM62 156V157H61ZM103 157V158H101V157ZM117 156V157H116ZM144 156V157H143ZM154 156H155V160H152V159H154ZM162 156V157H161ZM168 156V157H167ZM176 156H177V159H176ZM179 156H181V157H179ZM190 156V157H189ZM192 156V157H191ZM211 156H212V158H211ZM222 156V157H221ZM226 156H228V157H226ZM231 156H232V158H231ZM250 156H252V155H250ZM249 156V157H250ZM95 157V158H94ZM104 157H106V158H104ZM107 157H108V159H109V157L110 158H112V159H110V161L108 160V161H106L107 160ZM113 157H114V159H115V162H116V160L117 161H124L125 162V164H126V167H128V164H129V162H128V164H127V161L129 160H131V162H133V163H131L132 164V166L130 167V165L131 164H129V167L130 168H127V171H126V168H124V166H125V164H123L124 162L122 161V165H123V168H124V172L122 173V165H121V163L119 164V162L118 163H114L115 165L116 164H118V165H121V167H120V170H122V171H120L119 169H118V171H119V173L121 174H118V171H114V168H116V167H113V166H115V165H113ZM132 157H134V156H132ZM136 157V156H135ZM157 157V158H156ZM171 157V158H170ZM183 157H184V159H183ZM217 157V158H216ZM220 157V159L222 160H219L218 158ZM235 157V158H234ZM247 156H245V158H246ZM248 157V159H250ZM45 158V159H44ZM117 158V159H116ZM119 158V159H118ZM130 158V159H129ZM167 158V159H166ZM190 158V159H189ZM207 158L208 159H211V161L210 160H207ZM243 158V160L245 159L244 157H242ZM251 158V159H252ZM260 158H262V157H260ZM39 159H41V160H39ZM66 159H68V160H66ZM90 159V160H89ZM97 159H98V161H97ZM103 159H104V161H103ZM120 159H122V160H120ZM137 158H135L134 160H136ZM168 159H170V160H168ZM173 159H174V162H173ZM176 159V160H175ZM215 159H217L216 161H215ZM250 159V160H251ZM49 160H51V161H49ZM95 162H94V161ZM111 160H112V163H110L111 162ZM159 160V161H158ZM204 160H206V161H204ZM227 160V161H226ZM237 160V161H236ZM241 160V161H240ZM262 160V159H261ZM264 160V159H263ZM262 160V161H263ZM38 161V162H37ZM46 161V162H45ZM49 161V162H48ZM62 161V162H61ZM68 162V163H66V162ZM74 161H76V163H74ZM101 161V162H100ZM146 161H149L147 164H146ZM153 161V162H152ZM168 161V162H167ZM170 161V162H169ZM189 161V162H188ZM214 161V162H213ZM244 161H248L247 159L246 160H244ZM64 162V163H63ZM92 162V163H91ZM103 162V163H102ZM152 162V163H151ZM209 162V163H208ZM210 162H212V163H210ZM216 162V164H213V163H215ZM234 162L236 163L235 165H233L234 164ZM237 162H240V164L242 163V167L243 168H245L246 167V169H247V167H249V165L253 168V170L255 171L254 172V174L256 173V171H257V175H259V173L261 172L262 174L260 175V176H262L263 178V181L261 180V181H259V179H260V176H258L257 178L256 177H254V176H256V175H254V176H249V174L250 173H252L253 171L251 170V168L248 170V171H250V173L248 172V171H246V169H245V171L246 172H242V171H237V170H239V168H238V164L239 163H237ZM39 163H41V166H40V164ZM66 163V164H65ZM74 163V164H73ZM96 163H98V166L99 167H101L102 165L101 164H103L104 166V169H107V167H109V165H110V167L108 168V170L111 168V170L113 169V171H110V174L109 175H111V176H109L108 178H110V180L112 181V179H114L115 180V182L116 183H118L117 184V186L116 185H114V187L113 188H110L109 189V186H111V185H107L108 186V189L107 188H101L102 186V184L101 183H103V182H101L100 184H99V186H100V188H99V186L97 187V188H92V187H94V186H96L95 185V183L96 182H99V181H101L100 179H101V174H102V178H104V180H105V177L107 178V176H108V174H107V176H106V174H104V173H106L107 172V170H105V171H103L102 170V168H101V170H100V168L98 167V166H95V165H97ZM99 163H100V165H99ZM107 163V164H106ZM109 163V164H108ZM134 163H136V165L134 164ZM152 165H151V164ZM154 163V164H153ZM166 163V164H165ZM169 163V164H168ZM206 163L208 164V165H206ZM231 163H233V164H231ZM262 163H264V162H262ZM76 164V165H75ZM106 164V165H105ZM134 164V165H133ZM145 164L147 165V166H145ZM204 164V165H203ZM210 164V165H209ZM211 164H213V165H211ZM231 164V165H230ZM29 165V166H28ZM43 165V166H42ZM75 165V166H74ZM113 165V166H112ZM138 165V166H139ZM206 165V166H205ZM263 166H264V164H262ZM33 166V167H32ZM107 166V167H106ZM150 166H152V168L150 167ZM212 166V167H211ZM26 167L28 168V169H26ZM78 169H77V168ZM140 167V168H141ZM150 167V168H149ZM241 167V168H242ZM33 168V169H32ZM117 168H118V166H117ZM133 168V167H132ZM139 168V167H138ZM138 168L136 167V169L135 168H133L132 169V171L134 170V172H136V171H141V169H139L138 170ZM231 168V169H230ZM238 168V169H237ZM31 169V170H30ZM130 171H129V170ZM211 169H212V171H211ZM233 169V170H232ZM234 169H236L235 170V172H233L234 171ZM27 170H29L30 171V173H29V171H27ZM116 170V169H115ZM148 170V171H147ZM214 170V171H213ZM232 170V171H231ZM259 170H260V172H259ZM32 171V172H31ZM35 171H36V173H35ZM108 171V172H109ZM129 171V172H128ZM131 171V172H132ZM147 171V172H146ZM252 171V172H251ZM111 172L113 173V174H111ZM133 172V173H134ZM145 172H146V174H145ZM152 172V173H151ZM239 172H241V173H239ZM101 173V174H100ZM132 173V174H133ZM137 173V172H136ZM136 173H134V174H136ZM215 175V178H213L214 177V175ZM105 176H104V175ZM124 174V175H123ZM129 174H127V175H129ZM211 174H212V178H211ZM28 175V176H27ZM46 175V176H45ZM123 175V176H122ZM136 175H140V174H136ZM147 175V176H146ZM252 175H253V173H252ZM100 176V177H99ZM114 176H115V178H114ZM130 176H131V174H130ZM246 176H248V177H246ZM25 177L28 179H25ZM33 177H38L37 179L36 178H33ZM51 177V178H50ZM70 177V178H69ZM135 177V175L133 176H131L130 178H134ZM29 178H30V181H29ZM96 178H99V180L98 181H96ZM108 178H107V180H108ZM120 178V179H119ZM121 178H122V180H121ZM151 178H153V179H151ZM209 178V179H208ZM247 178V179H246ZM249 178V179H248ZM254 180H253V179ZM36 179V180H35ZM40 179V180H39ZM50 179H52V181H50L49 182V180ZM56 180V182H55V180ZM71 179V180H70ZM95 179V180H94ZM116 179H118V180H120V181H122V182H118ZM141 179V178H140ZM156 179V180H155ZM212 179H213V182H212ZM246 179V180H245ZM252 179V180H251ZM26 182H25V181ZM35 180V182H33ZM43 180V181H42ZM58 180V181H57ZM103 180V179H102ZM113 180V181H114ZM132 180V182H133V179H131ZM150 180V181H149ZM153 180V181H152ZM210 180H211V182H210ZM36 181H39V182H41V184L39 183V182H36ZM54 181V182H53ZM92 181L94 182V183H92ZM106 181V180H105ZM110 181V184L112 183ZM238 181V182H237ZM257 181V182H256ZM28 182V183H27ZM32 183V185H31V183ZM49 182V183H48ZM63 184H62V183ZM151 182V184H149ZM208 182V183H207ZM210 182V183H209ZM260 182V183H259ZM17 183V184H16ZM19 183V184H18ZM35 183V184H34ZM44 183V184H43ZM56 183V184H55ZM58 183V184H57ZM62 184V186H61V184ZM85 183V184H84ZM91 183H92V185H91ZM107 183H109V181L107 182ZM119 183H123V184H120L119 185ZM137 183H139V184H137ZM141 183V184H140ZM212 183V184H211ZM237 183H238V186H237ZM242 183V184H241ZM259 183V184H258ZM15 184H16V186H15ZM23 184V185H22ZM28 184V185H27ZM43 184V185H42ZM49 184V188L47 187V185ZM51 184V185H50ZM84 184V185H83ZM86 184H88V185H86ZM93 184H94V186H93ZM106 184V183H105ZM112 184H115L114 182L112 183ZM136 184H137V187H135L136 186ZM146 184V185H145ZM210 184V186H208ZM234 184V186H233V190L230 188V186L231 185H233ZM246 184V185H245ZM255 184H257L258 185V187H257V185L256 186H254ZM261 184V185H260ZM263 184V185H262ZM28 187H27V186ZM30 185H31V188H30ZM36 185H37V187H36ZM44 185H45V188H44ZM59 187H58V186ZM81 185L82 186H86L85 188H82L81 187ZM91 185V186H90ZM104 185V184H103ZM119 185V186H118ZM139 185V186H138ZM20 187L21 189H22V187H23V189L21 190L20 188H15V187ZM91 187V189H93V190H91L90 189V187ZM105 186V185H104ZM113 186V185H112ZM246 186V189L244 188ZM263 186V187H262ZM12 187H13V189H12ZM47 187V188H46ZM61 187V188H60ZM88 187H89V189H88ZM106 187V186H105ZM115 187H118V188H120L119 189V191L118 192H116L115 191ZM154 187V188H153ZM156 187V188H155ZM176 187V188H175ZM208 187V188H207ZM238 187H240V188H238ZM243 189H245L244 191H250V193H248V192H244L243 191V193L245 194L244 196H245V198H244V196H242L243 198H241V197H239V196H241V195H243V193L241 194V195H239L238 196V198L234 195V194H232V191H236V190H238L237 192H239V194L241 193L240 192V190L239 189H241V191H242V188ZM248 187V188H247ZM249 187L251 188V189H249ZM26 188V189H25ZM33 188H35L36 189V191L37 192H35V190L33 189ZM42 190V192H44L43 193V196L42 197H44V195H45V197L47 196V195H49V196H47L46 198H42L41 197V195H42V192L40 193V189ZM81 188V189H80ZM101 190H99V189ZM115 188V189H114ZM117 188V189H118ZM237 188V189H236ZM260 188V189H259ZM16 189V190H15ZM38 189V190H37ZM49 189V190H48ZM55 189H56V191H55ZM77 189V190H76ZM80 189V190H79ZM87 191H86V190ZM104 189H106V190H109L108 191V193L109 194H107L106 192L107 191H105ZM156 190V191H153V190ZM170 189V191H168ZM172 189H174L175 190V193H174V191L172 190ZM253 189V190H252ZM11 190V191H10ZM18 190H20V191H22V192H20L21 194V196L19 195V192H18ZM23 190H24V193H23ZM29 192H27V191ZM34 190V191H33ZM55 191V193H54V191ZM82 190V191H81ZM96 190V191H95ZM112 190V191H113ZM163 190H167V191H165V193H164V191ZM173 192H172V191ZM227 190H228V192H227ZM232 190V191H231ZM258 190V191H257ZM259 190H262V191H259ZM13 191H14V193H13ZM16 191V192H15ZM31 191H33V192H31ZM77 191V192H76ZM91 191V192H90ZM97 191H99V192H97ZM102 191H104L106 194H105V196L103 195V200H101V198H102V196H101V193L100 192H102ZM121 191L123 192H125L126 191V189L125 190H123V188L121 189ZM157 191H158V193H159V197L158 196H155V195H157ZM205 191H207V192H205ZM251 191H254V192H251ZM256 191L258 192V193H256ZM11 192H12V194H11ZM30 192L31 193H33V195L31 194V196H32V199H31V196L29 195L28 196V194H30ZM50 194H49V193ZM52 192V193H51ZM79 192V193H78ZM90 192V193H89ZM96 193L97 195H96V197H97V199H96V197H95V194H92V193ZM121 192V194H123L124 195V192L122 193ZM154 192V193H153ZM155 192H156V194H155ZM160 192H161V194H162V196H165V197H161V195H160ZM172 192V193H171ZM180 192V193H179ZM230 192H231V198H230ZM259 192H261V193H259ZM17 193V194H16ZM85 193V194H84ZM103 193V192H102ZM118 193V194H119ZM180 195H179V194ZM233 193H236V192H233ZM8 194H9V196H11L12 198H8ZM13 194H14V196H13ZM27 195V196H25V195ZM39 194H41V195H39ZM76 194H78V195H76ZM79 194H80V196L82 195V197L81 198H79L80 196H79ZM84 194V195H83ZM104 194V193H103ZM143 194V197H145V195ZM169 194V195H168ZM172 194H174V195H172ZM175 194H176V196H175ZM178 194V195H177ZM196 194L197 195H199L198 196V198H196L197 196H196ZM201 194V195H200ZM253 194V195H252ZM257 194V195H256ZM15 195H17L16 197H18L19 196V198H13V197H15ZM35 195H37V196H39V197H41L42 199H46V201H42L41 200V198H40V201H42V202H40L39 201V197H38V199H36L35 200V198L33 199V197H36ZM51 195V196H50ZM55 195V196H54ZM76 195V196H75ZM91 195V196H90ZM142 195V194H141ZM152 195H154V197H158V199L157 198H154ZM232 195H234L235 197H236V199L238 200H236L235 199V201L234 200H230V199H232ZM237 195H238V193H237ZM255 195V196H254ZM24 196V197H23ZM53 196V197H52ZM59 196H61V197H59ZM167 196L169 197V198H167ZM171 196H173V199H171L172 197ZM192 196V197H191ZM194 196H195V198H194ZM247 196V197H246ZM21 197V198H20ZM23 197V198H22ZM50 197V198H49ZM66 198V199H64V198ZM83 197H88L87 199H85V200H83L82 198ZM93 197H95V198H93ZM130 197V196H129ZM150 197L151 198H154V199H150ZM175 197V198H174ZM176 197H177V199H176ZM186 198V197H188V198H186L185 200H184V198ZM200 197V198H199ZM234 197V198H235ZM250 197V198H249ZM251 197H253V198H251ZM27 198H30L29 200H25V199ZM52 198V199H51ZM78 198V199H77ZM117 198V199H116ZM131 198V199H132ZM22 200V202L21 201H19V200ZM49 199V200H48ZM68 199H71V200H68ZM76 199V200H75ZM80 199V200H79ZM130 199V200H131ZM132 199V200H133ZM157 199V201H154V200H156ZM159 199H161V200H163V201H161L160 202V200ZM164 199H165V201H164ZM169 199H171L172 201H170ZM196 199V200H195ZM198 199V200H197ZM12 200V201H11ZM15 200V201H14ZM129 200V199H128ZM129 200V203L131 202ZM168 200V201H167ZM178 200V201H179ZM193 200H195V202L193 201ZM248 200H251L252 202H250V201H248ZM23 201H27L26 203L25 202H23ZM31 201V202H30ZM32 201H35V202H32ZM66 201H68V202H66ZM69 201H70V203H69ZM81 201V203H79ZM112 201H110V202H108V204H110ZM182 201H179L178 203H180V202H182ZM187 201V202H188ZM40 202V205L38 204ZM45 202H47V205H46V203ZM84 202V203H83ZM105 202V201H104ZM104 202H102V204L104 203ZM105 202V204L107 205V203ZM132 202H134L135 203V201H132ZM137 202H136V204H134V203H132V204H134L133 206H135V205H137ZM163 202V203H162ZM168 202V203H169ZM20 203V204H19ZM43 203H45V205L43 206V205H41V204H43ZM59 203H57V202H55L54 203V207L56 206V212H55V210H54V216L56 215V213H57V209L59 210V212L58 213H60L61 211H63V215H65V213H64V210H66L67 208H69V207H67L66 208V206H64V205H62V206H64L63 208H64V210L61 208V210L59 209L60 208V204ZM83 203V204H82ZM99 203V202H98ZM98 203H97V205H95V206H97V207H100V206H98ZM123 203V202H122ZM161 203H162V205H161ZM249 203V204H248ZM2 204H4V205H2ZM6 204H7V208H6ZM18 204V205H17ZM22 204V205H21ZM24 204H26V205H24ZM37 204H38V206H37ZM50 204H53V203H50ZM55 204H59V205H55ZM73 204V205H72ZM101 204V203H100ZM101 204V205H102ZM112 204V203H111ZM110 204V205H111ZM142 204V205H143ZM156 205V206H153V205ZM171 204H169L170 205V208L172 207V205ZM20 205V208H18L17 209V207ZM130 205H131V203H130ZM169 205H168V209H170L169 208ZM175 205H177V204H175ZM29 206H30V204H29ZM40 206V207H39ZM78 206V207H77ZM83 206V207H82ZM124 206H126L125 204L123 205H121V207H122V210H125V207ZM128 206H129V204H128ZM209 206V207H208ZM211 206H213L212 207V209H211ZM32 207V206H31ZM43 209H42V208ZM53 207V208H54ZM110 207V206H109ZM109 207H108V205L106 206V208H108L109 209ZM112 207V206H111ZM132 207V206H131ZM250 207V208H249ZM10 208V209H9ZM38 208V209H37ZM42 209V211L40 210V209ZM52 208V209H53ZM81 208H83L82 210H83V212L81 211ZM87 208L88 210H86V211H84L85 209ZM93 208V209H92ZM133 208V207H132ZM132 208H131V210H132ZM163 208V209H162ZM186 208V209H187ZM210 208V209H209ZM4 209H6V210H4ZM8 209V210H7ZM14 209H17V210H14ZM79 209V210H78ZM95 209H97V210H95ZM111 209L112 208H110V210L108 211V210H106V213L107 212H110V214H109V217H110V215H111ZM130 209V208H129ZM185 209V210H186ZM249 209V210H248ZM12 210V211H11ZM2 211V212H1ZM4 211V212H3ZM15 211V212H14ZM47 211H49V210H47ZM88 211V212H87ZM94 211H97L96 213L98 214V215H101L102 214V216H104L103 217V219L105 220H108L109 222H107V221H104L103 219H102V216H101V219H100V221H102L101 223L103 224V225H101V226H103V227H101L100 226V224H99V226L101 227V228H103V229H101L100 227H98V228H100V229H98V230H100V231H97V227H91L89 230H87V228H85V229H82V228H80V227H83V224H84V221H85V223H86V219H89L87 222L88 223H90V224H92V222H90V220H92V218H91V216H90V218H87L88 216H86L87 215V213H93L92 215L94 216L96 213H94ZM139 211H140V209H139ZM144 211H145V213H144ZM250 211V212H249ZM45 212V211H44ZM78 212H79V214H81V215H83V213H84V215L83 216H85V218L83 217V216H81V215H79L78 214ZM120 212H122L121 210H120ZM124 212V211H123ZM155 214H154V213ZM164 212V213H163ZM2 213V214H1ZM13 213V214H12ZM21 213L23 214L22 216L25 218V216H26V214L24 215V213H23V210L21 211ZM21 213H19V215L18 216H21ZM51 213V212H50ZM52 213H53V211H52ZM51 213V214H52ZM57 213V214H58ZM86 213V214H85ZM100 213V214H99ZM146 213H147V216H146ZM32 214H33V210L31 211V215L30 216H32ZM34 214H35V212H34ZM62 214V213H61ZM60 214V215H61ZM144 214V216H142ZM186 214V216L184 217V215ZM53 215V214H52ZM59 215V216H60ZM78 215H79V218H78ZM98 215H95L94 216V218L96 217L97 218V216ZM151 216V219L153 220V221H151V219H150V217H148V216ZM15 216V217H16ZM17 216V217H18ZM22 216L21 217H19V218H21L22 219V221L24 222V218H22ZM46 216H48V215H46ZM57 216V215H56ZM58 216V217H59ZM75 216V217H74ZM77 216V217H76ZM138 216V218H136ZM169 216V215H168ZM183 216V217H182ZM29 216L27 215V218H28ZM144 217H147L146 219L144 218ZM32 219H33V217H31ZM36 218H34L35 219V223H38L36 220ZM43 218V217H42ZM46 218H48V217H46ZM77 218V219H76ZM81 218V219H80ZM108 218V217H107ZM110 218H112V216L110 217ZM155 218V219H154ZM159 218V219H158ZM169 218V219H168ZM33 219V220H34ZM72 219V220H71ZM76 219V220H75ZM80 219V220H79ZM83 219V220H82ZM99 219V216H98V218L96 219V221ZM139 221H138V220ZM149 219V220H148ZM10 220V221H11ZM14 220H17L16 218L14 219ZM14 220L13 221H11V222H14ZM26 220V219H25ZM94 220V219H93ZM92 220V221H93ZM136 220V221H135ZM157 220V221H156ZM171 220V221H170ZM30 220H28V222H29ZM68 221V222H67ZM99 221V222H100ZM154 221H156V222H154ZM11 222H8V223H10L11 224ZM41 222V221H40ZM39 222V223H40ZM77 222H78V224L79 223H81L80 225H78V227H77ZM94 222V221H93ZM98 222V223H99ZM104 222V223H103ZM147 222V223H146ZM165 222H164V225H165ZM145 223H146V225H145ZM153 223H155V224H153ZM61 224V225H60ZM94 224V223H93ZM104 224H105V226H104ZM107 224H109V225H107ZM111 224H113V225H111ZM136 224H138V225H140V226H136ZM152 224V225H151ZM155 226V228H156V230H155V228H153V229H150V227H154ZM36 226L37 227H41V226H45L44 228L46 229L45 231L44 230H42L41 231V228L43 229V227H41V228H39V230H37L36 229ZM136 226V227H135ZM149 226V227H148ZM166 226V225H165ZM47 227V228H46ZM133 227V228H132ZM142 227H143V229H142ZM145 227V228H144ZM147 227V228H146ZM164 227V226H163ZM51 228V230H49ZM78 228H79V231H78ZM95 228V229H94ZM132 228V229H131ZM136 228H138V229H136ZM139 228H141V229H139ZM149 228V229H148ZM165 228V227H164ZM81 229V230H80ZM145 229L148 231V232H146L145 231ZM34 230H37L36 232L38 233V234H35V231ZM84 230V231H83ZM91 230H94L93 232L91 231ZM101 230H105L104 232L103 231H101ZM108 230V231H107ZM112 231V233H111V231ZM135 230V231H134ZM136 230H139V232L138 231H136ZM142 232H141V231ZM152 230V231H151ZM160 230V229H159ZM166 230V229H165ZM34 231V232H33ZM41 231V232H40ZM81 231H83V233L81 232ZM86 231H89V232H87L86 233ZM107 231V232H106ZM109 231H110V233H109ZM115 231H117L118 232V234L115 232ZM144 231V232H143ZM33 232V233H32ZM79 232V233H78ZM80 232L82 233V234H80ZM86 233V235H84L85 233ZM94 233V234H92V233ZM97 232V233H96ZM103 232V233H102ZM149 232H154V233H149ZM155 232H158V233H160V235L159 234H157V233H155ZM244 232H246V233H244ZM252 232H254V233H252ZM90 233V234H89ZM107 233H108V235L110 236V235H112V236H110V238H109V236L107 235ZM138 233V234H137ZM139 233L141 234V235H139ZM149 233V234H148ZM29 234H30V239H31V237L33 238L32 240H30L29 239V241H28V236H29ZM80 234V235H79ZM98 236H97V235ZM147 234V235H146ZM249 233H247V235H248ZM250 234V235H251ZM76 235H78V236H76ZM81 235H83V236H81ZM93 237H91V236ZM94 235V236H93ZM105 235V236H104ZM135 235V236H134ZM138 235V236H137ZM150 235V236H149ZM158 235H159V238H157L158 237ZM140 236V237H139ZM144 236H146V237H144ZM157 236V237H156ZM8 237V236H7ZM78 237V238H77ZM80 237V238H79ZM88 237V238H87ZM94 237H96L95 239H94ZM138 237V238H137ZM2 238H3V241H2ZM91 238V239H90ZM109 238V239H108ZM113 238H114V240H113ZM119 238V239H118ZM140 238V239H139ZM148 238V239H147ZM154 238L157 240H154ZM167 238V237H166ZM10 239H12V240H10ZM78 239V240H77ZM90 239V240H89ZM92 239H94V240H92ZM115 239H117V240H115ZM137 239V240H136ZM138 239H139V241H142L141 243L138 241ZM144 239L146 240V241H144ZM153 239V240H152ZM5 240V241H4ZM10 240V241H9ZM28 241V243H27V241ZM76 240V241H75ZM110 240H111V242H110ZM149 240V243L147 242ZM158 240H159V243H158ZM226 240V241H225ZM13 241V242H12ZM25 241V242H24ZM83 241V242H82ZM114 241V242H113ZM117 241H118V243H117ZM133 241V242H132ZM216 241H218V242H216ZM3 242V243H2ZM78 242V243H77ZM85 242V244H83L82 245V243H84ZM115 242H116V244H115ZM138 242H139V246L137 245L136 246V244H138ZM144 242H146V243H144ZM227 242V243H228ZM25 243V244H24ZM81 243V244H80ZM111 243H112V245H111ZM154 243V244H155ZM158 243V244H157ZM86 244H88L87 246H86ZM118 244H120L119 246H118ZM141 244V245H140ZM146 244V245H145ZM153 244V245H154ZM114 245V246H113ZM155 245V246H156ZM113 246V247H112ZM190 246V247H189ZM115 247V248H114ZM185 248V249H184ZM116 249H118V251H115ZM122 249V248H121ZM146 249V248H145ZM144 249V250H145ZM107 250V251H106ZM114 250V251H113ZM135 250V251H136ZM177 250V251H178ZM110 251V252H109ZM170 251V252H169ZM183 251H181V252H183ZM185 251H187V250H185ZM184 251V253L183 254H185L186 252ZM187 251V252H188ZM103 252H104V254H103ZM105 252H106V254H105ZM109 252V253H108ZM114 252H116V254H114ZM118 252V253H117ZM179 252H176V254L177 253H179ZM180 252V253H181ZM107 253H108V255H107ZM179 253V254H180ZM134 254V251L132 252V257H134L135 256V254ZM93 259V260H92ZM100 259V260H99ZM89 260L91 261V262H89ZM101 260H102V262H101ZM104 260V261H103ZM116 260V259H115ZM95 262H93V264H95ZM100 262V263H99Z\"/></svg>","mask_w":264,"mask_h":264},{"label":"bare ground","instance_id":"2","mask_svg":"<svg viewBox=\"0 0 264 264\" xmlns=\"http://www.w3.org/2000/svg\"><path fill=\"white\" fill-rule=\"evenodd\" d=\"M4 1V0H3ZM2 1V2H3ZM14 1V0H13ZM16 1V0H15ZM66 1V2H65ZM64 1V3H61V2H63V0H19V3H18V0H17V2L15 3L14 2V4H15V6L13 7V6H11V7H9V5H5V6H3V3H2V7H0V48L1 47H4L3 48V51H2V48L0 49L2 52H1V55L3 56L4 55V53L5 52H9V50H12V47H13V44L15 43V41L14 40H16V42H18L17 41V39H18V37H20V35H23V37L25 38V34L27 35V33L25 32V29L27 30V31H29L30 32V30H31V28L33 27L32 25H34V27L37 25H40L38 22H41L42 24H41V28L43 29V26H44V31H43V33H46L47 31H46V29H47V26L49 25V27L50 26H54L55 24L57 25V27H56V25H55V31L53 30V28H49V30H50V32H54L53 34H57V35H59V33L58 32H60V31H62V32H60V33H63L64 34V38H66L67 40L69 39L68 37H70L71 35V37H70V42L68 43L67 41H65V39H63L65 42V44H66V46L68 45V47L66 48V51H65V49H64V51H65V53L66 54H63L64 53V51H62V49H61V53L62 54H60V52H58V53H51V52H53L54 50V48L53 49H49L50 51H48V58H49V60L47 59V56H45L46 58H44V59H46L47 61H50L51 59H53L52 61H50V62H47L46 60V62L48 63V65H49V63H50V65L49 66H51L50 68H52V66H56L57 67V65H60V63L61 62H59L60 60H59V58H61V61H62V58H64V56L65 57H69L68 59H69V61H71V60H75L76 59V57L77 56H75V55H77L76 53H81V50H85L84 51V53L85 52H91L92 51V49H93V47H99L101 44H103V37H102V35H103V33L105 32H103V30H102V28H101V24H98V23H100L101 22V18H100V16L101 15H103V16H105V18H106V16H110L111 14H112V12H113V14H114V12H116V13H118V12H122L123 13V16H125L126 18H136V17H139L138 19L139 20H141V18L144 20V17L145 18H149V16H151V17H153L154 18V27L153 26H150L149 27V25H148V27H149V30H150V32H151V34H150V36L149 37H151L149 40V42L146 40V42H145V39H144V41H143V39H142V42H140V41H138V42H140L141 44H142V46L140 47V45L138 44V46H137V49H135L136 50V52L135 53H137V54H135L136 56L143 50V53L146 51V53H144V54H140V56H141V58H135L136 56L134 55L133 56V58H131V60L132 59H136V62H137V59H140L138 62V66H137V63L135 64V61H131V60H129L130 61V64H132L131 66H133V63H134V68H135V70H136V68H137V71H135V73H137L136 75H138V77H136L135 76V74L134 73H132L133 71L132 70H134L133 68H131L129 65H128V67H130V69H132L131 70V72H129L130 73V75H129V73L127 74V72L123 75V70H124V68L127 66H124V63H120L119 64V67L120 68H122V67H124V68H122V70L120 71V76L122 77V79H123V76H124V78L126 77V76H128V78L129 79H131L132 81H130V80H128V78H126V81L128 80V83H129V81H130V84H128V85H126V89H125V86H124V83H126V81L124 82V80H122L121 78H120V80H122L121 82H122V84H123V86H122V84H121V82H118V81H120L119 79H118V81H117V84L119 83V85L122 87H120V89L122 90H125V91H123V92H121V90H118L117 92H119L120 91V93H117V92H112V91H110V97L109 98H111V100L113 99V98H115V99H113V101H111L110 103H112V102H114V101H116L117 103H118V105L120 106L119 107V109L117 110V108H118V105H116V106H114L115 104L113 103V107H117L116 109H115V111L116 112H118V113H116L115 112V115L117 114H119V110L122 112V110H124V112H122V114H125L126 115V111H127V109H131L130 111L131 112H133V113H131L129 110V113H131V114H133V115H130L129 113L127 114L128 116H134V119L133 118H131L133 121H137L138 119H136L135 117H143V119L142 118H140V119H142L143 121L145 120V123H143V124H146L147 126H148V129H149V126H152V125H156V123H153L152 125H151V123L154 121H152V119H150L152 116H150V115H152V114H154L155 116L156 115H158V116H160V117H163V116H165V114H166V111L168 112V111H172L173 110V112H175L174 111V109H172V107H171V109L170 108H168V105H170V104H166L167 102L169 103H172L173 101V103L175 104V100L177 101V99L179 100V101H182V100H180L181 98H178L177 97V95L176 94H178V93H180L181 91L183 92V91H185V89L188 91V89L187 88H185L184 87V85L185 86H187V84H190V85H193L192 83H193V81L192 80H194L195 82H198L197 80L199 79V82L201 81V82H204V79L205 78H208L209 76H213V74H214V76L217 74V73H220V74H222V77H223V74L224 73H226V72H228L227 70V67H231V66H228L230 63H232V61H229L231 58L233 59V57H234V53H236V52H238V56H237V54H236V57H238V59L237 60H239L240 62H241V65L240 66H243L244 68H239V69H242L243 71H242V73L243 74H245V75H247V76H249V81H251V83L249 82V81H247V82H249V84H252V85H250V86H254V89H256V90H252V88L251 87H249V88H251V91H250V89L248 88V92L249 93H251V92H253V91H255L256 93L257 92H261V93H258L259 95H261L260 97H259V99H260V101L259 102H261V99H262V97H264V96H262V94L264 93V92H262V91H264V0H214V1H212L213 3V5H212V9H210L212 12H210L209 10V14L208 13H204L205 12V10L204 11H202V9H200V8H195V9H197V10H195L194 8H192L193 7V3H192V7H191V5H189V4H191V2H190V0H175V5H171L170 6V4L169 3H171L172 4V2L174 1H172V0H152L151 2H152V4H151V2H149L150 4L148 5L147 3H148V0H65ZM194 1V0H193ZM196 2H197V0H195ZM208 1V0H207ZM10 2V4L12 3L11 1H9ZM9 2H8V4H9ZM195 2V3H196ZM209 2V1H208ZM1 3V2H0ZM18 3V4H17ZM66 3V4H65ZM6 4V3H5ZM147 4V5H146ZM210 4H211V2H210ZM209 4V5H210ZM196 5H198V7H199V4H196ZM208 5V4H207ZM1 6V5H0ZM170 6V7H169ZM8 7V8H7ZM192 9H194V11L192 10ZM192 11H193V13H192ZM39 12H41L40 14L41 15H39L38 13ZM150 12H151V15H149L150 14ZM207 12V11H206ZM147 13H149V14H147ZM211 13V14H210ZM228 13H229V15H228ZM81 14V15H80ZM101 14V15H100ZM106 14V15H105ZM108 14V15H107ZM112 14V15H113ZM119 14V13H118ZM228 15L230 18H229V20H228V22H226V21H224L225 19H226V17H225V15ZM83 15L85 16V17H83ZM100 15V16H99ZM121 15V14H120ZM119 15V16H120ZM149 15V16H148ZM226 15V16H227ZM82 16V17H81ZM96 17L97 16V19L99 20L100 19V22L97 20V22L98 23H96L97 25H94V23H93V25H94V28L91 30V28H89V27H91V26H89V24L90 25H92L90 22L88 23V22H85V21H82L84 18H89V17H92L93 19H94V17ZM122 16V17H123ZM107 17V18H108ZM111 17V16H110ZM125 17H124V19H125ZM79 18H81V19H79ZM92 18H90V19H92ZM104 18V19H105ZM112 18V17H111ZM228 18V17H227ZM45 19H47V21L51 24H48L47 26H45L46 25V23H47V21H45L46 23H45V25H43V22H44V20ZM77 19H79V20H77ZM110 19V18H109ZM116 19V18H115ZM119 19H121V17L119 18ZM119 19H116V20H119ZM132 19V20H133ZM136 20V21H139V20ZM145 20V21H149V20ZM162 19V20H161ZM259 19V20H258ZM111 20V19H110ZM122 20V19H121ZM254 20H256V24H254L253 22H254ZM258 20V21H257ZM260 20H261V22H260ZM263 20V21H262ZM95 21V20H94ZM125 21H127L126 19H125ZM129 21V20H128ZM253 21V22H252ZM106 22H107V20H106ZM111 21H109L108 22V24L110 23ZM122 22H124V21H122ZM130 22V21H129ZM133 22H134V20H133ZM140 22H142V21H140ZM144 22V21H143ZM150 22V21H149ZM160 22V25L158 24ZM224 22H225V25H224ZM260 22V23H259ZM115 23H117V21L115 22ZM131 23V22H130ZM137 23V22H136ZM147 23V22H146ZM251 23H253V24H251ZM104 24V23H103ZM103 24H102V27H103ZM107 24V25H108ZM118 24H121V23H118ZM142 24V23H141ZM147 24H150L151 25V22L150 23H147ZM106 25V24H105ZM132 25V24H131ZM140 25V23H137V26H139ZM144 24H142V26H143ZM32 26V27H31ZM36 26V27H37ZM109 26V25H108ZM120 26V25H119ZM125 26H127L126 24H125ZM134 26V25H133ZM141 26V25H140ZM144 26H146V25H144ZM30 27V28H29ZM33 27V28H34ZM36 27L34 28V30H36ZM39 27V26H38ZM37 27V28H38ZM45 27H46V29H45ZM59 27V28H58ZM93 27V26H92ZM113 27V26H112ZM112 27H110V28H112ZM116 27V26H115ZM114 27V28H115ZM124 27V26H123ZM132 27V26H131ZM147 27V26H146ZM151 27L153 28V30L151 31ZM263 27V28H262ZM29 28V29H28ZM56 28L58 29V30H56ZM107 28V27H106ZM114 28H112V29H114ZM118 27H116L115 29H117ZM120 28V27H119ZM122 28V27H121ZM126 28V27H125ZM128 28V27H127ZM133 28V27H132ZM131 28V29H132ZM137 28V27H136ZM39 29V28H38ZM38 29L36 30V31H38ZM109 29V28H108ZM48 30V29H47ZM105 30V29H104ZM111 30V29H110ZM123 30H124V28H123ZM125 30H127V29H125ZM133 30H134V28H133ZM147 31H148V29H146ZM32 31V30H31ZM40 31V30H39ZM39 31L37 32V35L39 34ZM42 31V30H41ZM58 31V32H57ZM107 31V30H106ZM119 31V30H118ZM118 31H117V33H118ZM120 31H122V30H120ZM132 31V30H131ZM136 31V30H135ZM146 31V32H147ZM57 32V33H56ZM112 32H114V31H112ZM125 32V31H124ZM149 31L147 32V33H150ZM42 33V32H41ZM49 33V32H48ZM106 33V32H105ZM116 33V32H115ZM116 33V34H117ZM32 34H35V32L34 33H32ZM108 34V33H107ZM125 34V33H124ZM30 35V34H29ZM28 35V36H29ZM45 35V34H44ZM118 35V34H117ZM129 35V34H128ZM42 36V35H41ZM61 36H63L62 34H61ZM107 36V35H106ZM110 36H112L111 34H110ZM121 36H123V35H121ZM146 36H147V34H146ZM147 36V38L146 39H148L149 37ZM31 37V36H30ZM29 37V38H30ZM43 37V36H42ZM41 37V38H42ZM72 37H73V39H72ZM108 37V36H107ZM128 37H130V36H128ZM16 38V39H15ZM101 38H102V41H101ZM106 38V37H105ZM20 40L22 39V37H20L19 38ZM18 39V40H19ZM28 39V38H27ZM60 39V38H59ZM108 39V38H107ZM255 39V40H254ZM256 39H258V40H260L259 42L257 41V43H254V41H256ZM19 40V41H20ZM24 40V39H23ZM23 40H22V42H19V43H23ZM68 40V41H69ZM252 40V42L250 43V41ZM29 41V40H28ZM62 41V40H61ZM102 43H101V42ZM30 42V41H29ZM104 42H106V41H104ZM144 42L145 43H147L146 45L144 44ZM19 43H16V45L17 44H19ZM62 43H63V41H62ZM122 43V42H121ZM128 43V42H127ZM251 45H250V44ZM24 44V43H23ZM26 44V43H25ZM30 44V43H29ZM28 44V45H29ZM105 44V43H104ZM103 44V45H104ZM124 43H122V45H123ZM133 44H134V42H133ZM3 45V46H2ZM16 45H14V46H16ZM20 45V44H19ZM132 45V44H131ZM63 46V45H62ZM65 45H64V47H66ZM127 46V45H126ZM144 46H146V47H144ZM247 46H248V48H247ZM249 46H250V48H249ZM25 47V46H24ZM53 47V46H52ZM51 47V48H52ZM64 47H62V48H64ZM101 47V46H100ZM122 47V46H121ZM130 47V46H129ZM139 47H140V49H139ZM147 48L148 47V49L147 50H145L144 48ZM14 48V50H15V47H13ZM17 48V47H16ZM126 48V47H125ZM124 48V49H125ZM133 48H134V45H133ZM143 48V49H142ZM6 49V50H5ZM8 49V50H7ZM17 49H19V48H17ZM60 49V48H59ZM102 49H103V47H102ZM126 49H128V48H126ZM132 49V48H131ZM142 49V50H141ZM4 50H5V52H4ZM21 50V49H20ZM20 50H17V52H19ZM53 50V51H52ZM94 50H96V49H93V51ZM134 50V49H133ZM138 50H140V51H138ZM145 50V51H144ZM13 51V50H12ZM12 51L11 52H9V53H12ZM16 51V50H15ZM24 51H25V48H24ZM59 51V50H58ZM99 51V50H98ZM101 51V50H100ZM138 51V52H137ZM7 52V53H8ZM14 52V51H13ZM95 52V51H94ZM90 53L89 54V56H88V58L89 57H92V56H94V54H96V53ZM133 52V53H134ZM3 53V54H2ZM7 53H5L6 54V56H8L7 57V59H9V60H7L5 57L6 56H4V58L10 63H13L12 65H14L13 67H16L15 65H17V67H18V65L19 64H16V62H15V60L17 59V57H18V59H19V56H15V54H16V52H14L15 54H13L14 56V58L11 56V55H7ZM20 53H21V51H20ZM40 53V52H39ZM50 53V54H49ZM83 53V52H82ZM100 53V52H99ZM24 54V53H23ZM28 54V53H27ZM53 54H56V56L55 57H53L52 55ZM251 54H253V55H251ZM26 55V54H25ZM74 55V57H72ZM83 55H85V54H83ZM82 55V56H83ZM86 55H88L87 53H86ZM90 55H92V56H90ZM251 55V56H250ZM1 56V57H2ZM21 56H22V54H21ZM35 56H37V58L40 56H38V55H35ZM42 56V55H41ZM44 56V55H43ZM42 56V57H43ZM50 56L51 57H53V58H51L50 59ZM58 56V57H57ZM60 56V57H59ZM96 56V55H95ZM246 56H250V58H248V57H246ZM11 57V58H10ZM42 57H40L41 59H37L36 57H34V58H36L38 61H40V60H42ZM70 57H71V60H70ZM78 57H79V55H78ZM84 57V56H83ZM13 58V59H12ZM23 58V57H22ZM29 58H31V57H29ZM67 58H64L65 60L67 59ZM175 58H176V60H177V62L175 63ZM2 59H3V57H2ZM1 58H0V64L1 63H3L4 64V66H3V64H2V67H5V66H11V63L10 64H8V65H5L6 63H7V61H5L4 62V60L5 59H3L2 60ZM17 59V60H18ZM28 58H26V60H27ZM33 59V58H32ZM35 59V60H36ZM80 59H83V58H81L80 57ZM87 59V58H86ZM90 59V58H89ZM174 61H173V60ZM235 59V58H234ZM245 59H247L246 61H248L247 62V64L245 65L244 63L242 64V62H244V60ZM11 60V61H10ZM12 60H14V62L12 61ZM23 60H24V63L26 62L25 61V57L23 58ZM29 60V59H28ZM64 60V61H65ZM77 60H79L78 58H77ZM85 60V59H84ZM84 60H83V62H84ZM88 60V59H87ZM94 60V59H93ZM167 60L168 61H171V62H173V63H171V62H167ZM236 60V59H235ZM19 61H20V59H19ZM18 61V62H19ZM43 62V63H45L44 65H42V66H45L47 63L46 62ZM67 61V60H66ZM69 61H67V63L69 62ZM80 61V60H79ZM184 61V62H183ZM17 62V63H18ZM42 61H40V62H38V64L39 63H41ZM75 62H77V61H75ZM87 62V61H86ZM91 62H92V60H91ZM90 62V63H91ZM121 62V61H120ZM128 62V61H127ZM126 62V63H127ZM131 62H133V63H131ZM166 62H167V64H166ZM185 62H187L185 65L183 64V66L181 65L182 63H185ZM236 62V61H235ZM19 63H21V61L19 62ZM23 63V62H22ZM62 63H63V61H62ZM129 63V62H128ZM200 63H202L201 64V67H200ZM238 63V62H237ZM246 63V62H245ZM26 64H29V63H26ZM38 64L36 63V65L38 66ZM121 64H123L122 66H120ZM169 64H172V66L170 67V65ZM176 64H178V65H176ZM179 64L181 65V66H179ZM235 65H236V63H234ZM234 64H230V65H232V67H233V65ZM23 65V64H22ZM33 66H35L34 64H32ZM31 65V66H32ZM40 65V64H39ZM40 65V66H41ZM71 65V64H70ZM74 65H77V64H74ZM78 65H80V64H78ZM77 65V66H78ZM85 65V64H84ZM90 65V64H89ZM116 65H117V63H116ZM150 67H149V66ZM188 65V66H187ZM235 65H234V67H235ZM238 66H239V64H237ZM237 65H236V67H237ZM1 66V65H0ZM23 66H27V65H23ZM37 66H35L36 68H37ZM39 66V67H40ZM41 66V67H42ZM49 66H45L46 68H48ZM81 67L80 68H82V65H80ZM148 66V67H147ZM201 68H199V67ZM2 67H1V69H2ZM16 67V68H17ZM203 67V68H202ZM22 68V67H21ZM24 68V67H23ZM42 68H44V67H42ZM73 68V67H72ZM75 68V67H74ZM197 68V69H196ZM200 70H199V69ZM0 69V70H1ZM15 69V68H14ZM29 69H30V67H29ZM33 69H35V68H33ZM66 69V68H65ZM67 69H68V67H67ZM66 69V70H67ZM70 69H71V67H70ZM126 69V68H125ZM147 69V70H146ZM202 69H204L203 71L205 72V70L207 71V72H205L206 74H204L203 73V81L202 80H200L201 79V73L203 72V71H201ZM237 69V68H236ZM19 70V69H18ZM64 70V69H63ZM65 70V71H66ZM69 70V69H68ZM72 70V69H71ZM78 70V69H77ZM141 70V71H140ZM230 70V69H229ZM232 70V69H231ZM233 70L235 71V68H233ZM56 71V70H55ZM70 71V70H69ZM68 71V72H69ZM74 71H75V69H74ZM73 71V72H74ZM126 71V70H125ZM139 71V72H138ZM201 71V72H200ZM239 71V70H238ZM241 71V70H240ZM67 72V71H66ZM122 72V73H121ZM141 72V73H140ZM199 72V73H198ZM71 73H72V71L70 72V75H71ZM74 73H76V72H74ZM73 73V74H74ZM138 73H140V74H138ZM207 73H209V74H207ZM211 73H212V75H211ZM235 73V72H234ZM236 73H238V72H236ZM62 74H65V73H63V71H62ZM123 76H122V75ZM127 74V75H126ZM199 74H200V76H199ZM231 74H233V72L231 73ZM240 73H238V75L237 76H239V77H242V74H241V76L239 75ZM57 75V74H56ZM69 75V76H70ZM163 75V76H162ZM177 76V81L175 82V84H172V80L170 81L169 79H170V77L171 76ZM204 75H208V76H204ZM225 75V74H224ZM227 75V74H226ZM225 75V76H226ZM60 76H61V74H60ZM68 76V78L66 77V80H68L67 82H65V83H67V84H65L67 87H68V89H69V87H70V85L71 86H73L74 84H71V82L73 81L71 78L73 77H69ZM162 76V77H161ZM174 76H173V79H175L174 78ZM175 76V77H176ZM228 76H230V75H228ZM232 76V75H231ZM234 76V75H233ZM247 76H246V79H247ZM63 77H65V76H63ZM245 77V76H244ZM60 78V77H59ZM219 78V77H218ZM250 78H251V80H250ZM63 79H65V78H63ZM69 79H71L70 80V82H69ZM137 79V80H136ZM156 79H158V82L159 83H157L159 86H163L162 88L164 89V90H166L165 88H164V86L168 83V81H167V83H166V81H165V83H163L164 82V80H169V83L171 82V84L169 85V83H168V90H166V92L164 91V90H162V88H160L159 87V89H158V91H157V89H156V82H157V80ZM162 79H163V81H162ZM222 79V81L224 80V79H226V78H220V80ZM228 79V78H227ZM65 80V81H66ZM110 80H112V79H110ZM109 79L107 80V81H110ZM217 80V79H216ZM219 80V79H218ZM219 80V81H220ZM187 81H189V82H192V83H187ZM36 82H38V81H36ZM42 82H44V81H42ZM42 82H40V83H42ZM69 82V83H68ZM112 82V81H111ZM111 82H107V83H109L108 85H112L111 84ZM115 82V81H114ZM160 82H162V84L160 85ZM39 83V82H38ZM46 83H47V81H46ZM73 83V82H72ZM103 83H105V82H103ZM136 83V84H135ZM174 83V82H173ZM185 83H187V84H185ZM37 84V83H36ZM35 84V85H36ZM70 84V85H69ZM84 84V83H83ZM132 84H134L135 86H133ZM156 84V85H155ZM165 84V85H164ZM196 83H194V85L192 86V87H198L199 85H202V83L201 84H199V85H195ZM38 86L40 85V84H37ZM42 86L44 85V83H42L41 84ZM46 85V84H45ZM81 85V84H80ZM98 85V84H97ZM101 85H103L102 83H101ZM100 85V88L101 87H103V86H101ZM106 85V84H105ZM104 85V87H107L108 88V85H106L105 86ZM153 85H155V86H153ZM190 85H188L189 87H191ZM37 86V87H38ZM48 86H50V85H46V87H45V89H44V91L43 92H41V93H38V96L36 95V93L37 92H40V89L39 90H36L35 91V88L37 89V87H35V88H33L34 89V92H31V93H34L36 96H37V98H36V101H33L34 99H32V105L31 106H29V105H27V107L29 106L30 107V109L31 110H29L30 111V113H32V112H34V113H38V111L40 112L41 110H42V112L46 115V114H48V111H47V113H46V110H47V106H46V103H47V105H48V102H52L53 103V101H49L52 97L54 98L55 96H54V92L53 91H50V90H52L51 89V87H48ZM64 86V85H63ZM65 86V88H67ZM113 86H115V85H113ZM112 86V87H113ZM135 88L136 87V89L138 90V89H142V91L143 92H140L141 94H138V96L139 95H141V98H140V96H139V99H136L138 96H136L135 97V93L137 94V92H135V93H133V91L135 90L133 87ZM166 86V87H167ZM31 87V86H30ZM44 87V86H43ZM97 87V86H96ZM111 87V88H112ZM155 88V90L157 91V92H159L160 91V89H161V91L159 92V93H156V92H153V93H155V94H152V92H151V88ZM182 87L183 88H185V89H182ZM199 87H201V86H199ZM247 87V86H246ZM40 88V87H39ZM72 88V87H71ZM82 88H83V86H82ZM114 88V87H113ZM118 88H119V86H118ZM147 88V89H146ZM149 88V89H148ZM158 88V87H157ZM67 89V90H68ZM74 89V90H73ZM73 89H72V91H69L68 93H66L67 92V90H65L64 91V89H63V92L65 93V94H69V95H73V93H74V91H75V89L76 90H78L77 88H74L73 87ZM94 89H95V87H94ZM101 89H103V88H101ZM100 89V90H101ZM110 89V88H109ZM169 89L173 92V94H172V92L171 91H169ZM180 89V91H178ZM191 89V88H190ZM189 89V90H190ZM194 89V88H193ZM193 89H191V90H193ZM196 89H198V88H196ZM200 89V88H199ZM28 90V89H27ZM41 90H43L42 89V87H41ZM70 90V89H69ZM97 90H99L98 88H97ZM96 90V91H97ZM108 90V89H107ZM139 90V91H140ZM154 89H153V91H155ZM175 92H174V91ZM243 90H244V88H243ZM258 90V91H257ZM33 91V90H32ZM79 91V90H78ZM93 91V90H92ZM91 91V93H93ZM102 91V90H101ZM100 91V92H101ZM103 91H106V90H103ZM102 91V94L104 93ZM163 91V92H162ZM204 91H206V90H204ZM51 92H53V94L51 95ZM77 92V91H76ZM74 93V95L71 97V96H69V97H71V99L70 100H76L77 98H79V99H77L76 101H80V99H81V96L79 95L80 94V92L77 94V93ZM107 92V91H106ZM111 92L112 93H114L113 95L114 96H112V94H111ZM180 93V94H182V95H184L183 93ZM189 92H191V91H189ZM203 92V91H202ZM208 92V91H207ZM235 92V91H234ZM238 92H239V90H238ZM247 93V95H248V92H246L245 90L242 92V94H244V95H242V96H244V97H242L239 93H237V94H239L240 95V97H241V99H239V98H235L236 99V102L237 101H239L238 103H237V105L235 104V107L237 106V108L236 109H240V107L241 106H238V104L239 103H241V102H243V104H245L246 105V112L248 111L247 110V108L249 109V114H247V117L249 118V119H241V117H243V115L240 117L239 115H241V114H244L245 113V111H244V107L240 110L241 111V113H240V111L239 110H237L238 111V113H237V115L239 116V118H240V120H238V118H237V120L240 122L241 120V122L239 123V122H237V123H239V124H237V125H235V126H230V125H232V124H234L233 122H231V124L230 125H228V123L226 122V121H228V122H230L228 119H229V117H231V116H229L228 117V119H227V117L226 116H228V115H226V116H221V115H223L222 113H221V111L222 110H220L221 108H219V106H220V104L219 105H216L219 109H216L217 107L216 106H214V107H216L215 109H214V112L212 113V114H214L215 115V111H218V110H220V114H219V112H217L216 114H217V117H215L214 115L211 117V115L209 114V113H206V115H205V112L203 111V109L205 108L204 106L203 107H201V105H203V104H201L200 106L199 105H196L198 102H197V100L196 101H194V102H197V103H193V101H192V104L193 105H195L196 107V109L195 108H190V109H193L192 111L193 112H195V110H197V108L198 109H200L199 107H201V108H203L202 109V111H203V113H204V115L207 117V118H205V116H203V113H201V109L198 111L197 110V118H198V116H199V114H200V118L202 119V120H200V118H198V120L201 122L202 121V123L200 124L201 126H205V129H207L206 131H205V133L206 132H208V133H204V131H202L201 129V132H203L202 134L204 135H206V136H208V138L205 136V138H204V136H203V139L202 140H206V138H207V140L209 139V141H208V144L207 143H205L203 146H205L206 144V146L204 147V148H206V151L208 150H210V151H212L213 152V150L214 149H216L215 151L216 152H219V150H220V152L218 153V155L217 156H219L220 155V153H222L223 151H221V149L224 147L225 148V146H227L226 148H225V151L227 150H229L230 152H231V148H232V146H233V144H234V142H236L237 143V145H239V146H237L236 145V143L234 144V146L236 145V149H237V147H238V149L239 148H243V146L244 147H246V144H245V142H250L249 141V139L248 140H245L244 139V137H248L249 136V138H251V136H252V138H257L255 141H257V143L255 144V143H252V145L251 144H249V145H251L252 147H250V148H254L253 150H255V148L257 147H260L261 148V150H262V153H264L263 151V149H264V109L263 110H261L260 109V106L262 105V104H264L263 102V100H262V104H260V105H258V104H255L254 102H256V99L258 98V97H256V96H258V94H255V92L253 93L254 94V96H253V98H256V99H253L252 98V101H253V103H252V101H251V99H250V97H252V95L253 94H249V95H251L249 98H246V99H250L249 101L248 100H246L245 99V103H244V101H242V98H243V100H244V98H245V93ZM63 93V95H65ZM72 93V94H71ZM82 93V92H81ZM90 92H88V94H90V95H94L96 92H94V94H91ZM97 93H99V92H97ZM96 93V94H97ZM170 93V94H169ZM186 93V92H185ZM188 93V92H187ZM194 93V92H193ZM211 93V92H210ZM33 94V95H34ZM101 94V95H102ZM108 94V93H107ZM215 97H216V95L217 94H215V93H212ZM31 95V94H30ZM76 95V96H75ZM79 95V96H78ZM100 95V94H99ZM98 95V96H99ZM116 95V96H115ZM182 95H180L181 97H182ZM188 95H190V93H188ZM192 95H194V94H192ZM200 95V94H199ZM202 95V94H201ZM201 95H200V97H201ZM203 95H205V93L203 94ZM206 95H209L210 96V94H207L206 93ZM205 95V97H207ZM246 95V96H247ZM264 95V94H263ZM32 96V95H31ZM78 96V97H77ZM104 96V97H103ZM105 96L106 95H102V97L103 98H105ZM178 96H179V94H178ZM179 96V97H180ZM229 96V95H228ZM227 96V97H228ZM235 96V95H234ZM34 97V96H33ZM67 97H68V95H67ZM66 97V99L68 100V98ZM76 98V99H72V98ZM113 97V98H112ZM151 97V98H150ZM230 97H231V95H230ZM233 97V96H232ZM248 97V96H247ZM84 98V97H83ZM86 98H87V96H86ZM94 98V97H93ZM95 98H97V97H95ZM109 98H107V99H109ZM185 98V97H184ZM196 98H197V96H196ZM210 98V97H209ZM214 98V97H213ZM217 98V97H216ZM220 98V97H219ZM234 98V97H233ZM141 99V100H140ZM145 99H147L146 101V103H151L152 102V107L150 106V104L148 105V107H144V106H146L145 104H144V106H141V104L142 103H144V102H141V101H145ZM150 99V101L151 102H148V100ZM195 99V98H194ZM202 98H200V100H201ZM221 99L223 100L224 98H220V100H219V102H218V100H214L217 104L218 103H220L221 102ZM227 99V98H226ZM228 99H229V97H228ZM238 99V100H237ZM259 99H257V100H259ZM47 100H48V102H47ZM51 100H53V99H51ZM140 100V101H139ZM158 100H160V103H161V100L162 101H164L163 103H164V105L163 106H165V104H166V109H164L165 110V113L163 112V114L162 113H159L158 114V112H157V114H155V112L153 113L151 110L153 109V110H155V106H159V104L157 103V102H159ZM192 100H193V97H192ZM203 100V99H202ZM202 100L200 101V102H202ZM207 100V99H206ZM206 100H203V101H206ZM225 100V99H224ZM224 100H223V102H221V103H223L224 104ZM233 100V99H232ZM231 100V101H232ZM56 101V100H55ZM79 101H78V103L77 104H81V103H79ZM230 101V102H231ZM251 101V102H250ZM35 102V103H34ZM104 102V101H103ZM115 102V103H116ZM185 102H187L186 100H185ZM207 102V101H206ZM213 102V101H212ZM215 102L214 103H212V104H215ZM229 102V101H228ZM235 101L233 102V104L234 103H236ZM172 103V104H173ZM182 103V102H181ZM181 103H179L178 101L176 102V106L173 104V108H176L175 110H177V114L176 113H174V115H173V117H175V115H178L179 113V115L178 116H176V117H178V118H173V117H170L171 118V120H170V118L169 119H167V118H164V119H167L168 120V122H167V124L168 125H170L171 123L170 122H172V118H173V120L174 121H176L177 119H178V121H176L174 124L176 125V131H174V132H176V134L175 135H173L172 133V137H176L174 140L171 138V137H169V138H171L172 140H170L169 139V141L167 140L168 138V136L169 135H167V137H166V141L167 142H163V139L164 138H162V140H160L157 136H158V134L160 133V129L162 128V127H160L159 125V133L157 132V134H156V137H154L153 136V138H154V140L156 139H158V141L157 142H155V146H156V143H160V145H162V148L166 145H168V143H169V145L171 146L172 144L174 145V148L175 147H177L178 146V148L180 149V147L182 146L183 148L182 149H180L179 150V152H185V151H187V150H189L190 151V149L189 148H192L191 147V145L192 144H194V141H195V143H196V140L194 139V138H198V137H201L202 135H200L201 133H199V135L197 134V133H195V135H193L192 134V132H191V130L193 129L192 128V126L191 127H189V128H187L188 127V125H190V123H191V125L192 124H194L195 122V124H197V122H199V121H196L195 120V122L193 121L194 119H193V115H194V118H195V114H196V112H195V114L192 112L191 114H187V110H188V107H186V106H188V105H186L185 104V107H184V105H182ZM189 103V102H188ZM55 104V103H54ZM106 104H108V103H106ZM124 104V105H123ZM137 104H138V108H137V110H139V108L141 107V108H145V109H149L150 110V112H152V113H149V110L147 109V110H145L144 108H143V110H145V111H143L141 108V110H139V111H141V112H138L137 110H136V106H137ZM172 104H171V106H172ZM182 105V106H180V109L178 108V106L179 105ZM183 104H184V102H183ZM191 104V103H190ZM231 104V103H230ZM230 104H228V105H230ZM232 104V105H233ZM102 105V104H101ZM110 105V104H109ZM121 105H123L124 107H121ZM128 105V106H127ZM192 105V106H193ZM231 105V106H232ZM239 105H241V104H239ZM46 106V107H45ZM79 106V105H78ZM125 106H127V107H125ZM130 106H132V107H130ZM140 106V107H139ZM162 106V107H163ZM198 106V107H197ZM206 106V105H205ZM209 106V105H208ZM207 106V107H208ZM223 105L221 104V107H222ZM225 106H227V105H225ZM224 106V107H225ZM242 106H244V105H242ZM80 107V106H79ZM105 107V106H104ZM108 107V106H107ZM106 107V108H107ZM111 107V106H110ZM129 107V108H128ZM154 107V108H153ZM159 107H161V106H159ZM158 107V108H159ZM170 107V106H169ZM211 107V106H210ZM262 107H264V106H262ZM121 108V109H120ZM134 108H135V112H134ZM151 108V109H150ZM186 108H187V110H186ZM213 108V107H212ZM29 109V108H28ZM41 109V110H40ZM114 109H112V110H114ZM169 109V110H168ZM208 109V108H207ZM110 110H111V108H110ZM109 110V111H110ZM133 110V111H132ZM158 110V109H157ZM161 110H162V108H161ZM161 110H159V111H161ZM163 110V111H164ZM185 110L187 111L186 112V115H185ZM223 110H224V108H223ZM234 110V109H233ZM243 110V111H242ZM28 111V112H29ZM42 112H40V114H42ZM112 112V111H111ZM200 112V113H199ZM229 112V111H228ZM29 113V114H30ZM49 113H50V111H49ZM108 113H110V112H108ZM169 114H170V112H168ZM189 113H190V110H189ZM223 113H225V112H223ZM230 113V112H229ZM25 114H27V113H25ZM33 114V113H32ZM44 114H42V115H44ZM113 114V113H112ZM121 114V113H120ZM119 114V115H120ZM150 114V115H149ZM162 114V115H161ZM168 114V115H169ZM193 114V115H192ZM202 114V115H201ZM207 114H208V116H207ZM44 115V116H45ZM114 115V116H115ZM116 115V116H117ZM127 115L125 116V117H127ZM154 115H153V117H154ZM167 115V116H168ZM190 115H192L191 116V118H189V120H188V117L187 116H190ZM235 115V114H234ZM236 115V116H237ZM245 115V114H244ZM49 116V115H48ZM48 116H46V117H43V121H45V119L48 117ZM123 116V115H122ZM121 116V117H122ZM184 116V117H183ZM220 118H219V117ZM26 117H28V116H26ZM30 117V116H29ZM28 117V118H29ZM50 117V116H49ZM117 117H120V116H117ZM152 117V118H153ZM187 117V118H186ZM245 117H246V115H245ZM28 118H25L24 117V119H26V122H27V119ZM112 118H113V115H112ZM127 118H129V117H127ZM129 118V119H130ZM155 118H157L156 120H155V122L157 121V120H159L158 118L159 117H154L153 119H155ZM203 118H204V120H203ZM211 118H212V120H211ZM222 118L223 119H226V120H224V122H226V123H224L223 122V120H222ZM232 118V117H231ZM48 119L49 118H47V120L46 121H48ZM108 119H109V116H108ZM126 119V118H125ZM129 119L127 120L128 121V124H129ZM176 119V120H175ZM190 119H191V121H193V122H190ZM234 119V118H233ZM31 120V117H30V119H29V121ZM34 120V119H33ZM41 120V119H40ZM40 120H39V123H40ZM50 120V119H49ZM106 120V119H105ZM161 120H163V118L161 119ZM32 121V120H31ZM42 121V122H43ZM118 122H121V120L119 121V120H117ZM140 121V120H139ZM151 121V122H150ZM170 121V122H169ZM33 122V121H32ZM31 122V123H32ZM36 122H38V121H36ZM35 122V123H36ZM48 122H50V121H48ZM115 122V121H114ZM122 122H124V120H122ZM141 122V121H140ZM159 121H157V123H158ZM190 122V123H189ZM235 123H236V121H234ZM102 123V122H101ZM106 123V127L108 126L107 125V122H105ZM113 122H111V124H112ZM125 123H126V121H125ZM163 123V122H162ZM173 123V122H172ZM222 123V124H221ZM37 124V123H36ZM100 124V123H99ZM111 124H109V126L111 125ZM116 124H118V123H116ZM141 124V123H140ZM164 124V123H163ZM166 124V123H165ZM173 124V126H175ZM225 124H226V126H225ZM32 125V124H31ZM102 125H103V123H102ZM113 125V124H112ZM138 125V124H137ZM154 125V126H155ZM162 125V124H161ZM33 126V125H32ZM123 125H121V126H119V127H122ZM131 126H132V124H131ZM140 127H142L141 125H139ZM147 126H146V128H147ZM157 126V127H158ZM196 126V125H195ZM52 127V126H51ZM99 127H102V126H99ZM98 127V128H99ZM104 127V130L106 129V127H105V125L103 126ZM135 127L137 128V126L135 125ZM134 127V128H135ZM153 127V126H152ZM163 127H165V126H163ZM171 127H172V125H171ZM198 127V126H197ZM53 128V127H52ZM110 128V127H109ZM113 128V127H112ZM111 128V129H112ZM123 128V127H122ZM121 128V129H122ZM135 128V129H136ZM173 128V127H172ZM188 129L187 131L188 132H191L190 134H192V136H193V139H194V141H193V143H191L192 141H188V139H192V136L191 137H189L190 135H188V136H186V133H184L185 134V136H186V138H188L187 139V141L188 142H186L184 139H183V137H185V136H183L181 133L183 132V131H185L186 129ZM191 128V129H190ZM199 128V127H198ZM204 127H202V129H203ZM117 129V128H116ZM130 129V128H129ZM133 129V128H132ZM140 129V128H139ZM138 129V130H139ZM144 128L142 127V130H143ZM151 129V128H150ZM175 129V128H174ZM174 129H172V130H174ZM190 129V130H189ZM205 129H203V130H205ZM53 130V129H52ZM52 130H50L51 131V133H55L54 131H52ZM95 130V129H94ZM104 130L102 131V132H104ZM110 130V129H109ZM118 130H119V128H118ZM137 130V129H136ZM137 130V132H139ZM141 130V129H140ZM155 130V129H154ZM158 130V129H157ZM172 130H170V131H172ZM56 131V130H55ZM107 131V130H106ZM120 131V130H119ZM164 131H165V129H164ZM192 131H194V130H192ZM197 131V130H196ZM96 134H97V127H96ZM100 132H101V128H100ZM107 132H109V131H107ZM107 132H104L105 134H110V132L109 133H107ZM130 132H131V129H130ZM161 132H162V129H161ZM166 132V131H165ZM165 132H163V133H165ZM188 132H187V134H188ZM200 132V131H199ZM244 132H246V133H248V134H245ZM12 133H14V132H11V134ZM156 133V132H155ZM163 133L162 134H159V135H163ZM5 134V133H4ZM3 134V135H4ZM96 134H93V137H94V135H95V137H97L99 134L100 135H102L101 133H99L98 135H96ZM196 134H197V136H196ZM244 136V137H242V135ZM10 135V134H9ZM8 135V136H9ZM18 135V134H17ZM20 135V134H19ZM47 135H48V133H47ZM47 135H46V137H47ZM51 134H49V136H50ZM111 135H112V133H111ZM135 135V134H134ZM15 136V135H14ZM43 136H45V135H43ZM54 135L52 134V136H50V138L51 137H53ZM104 136V135H103ZM108 136V135H107ZM106 136V137H107ZM110 136V135H109ZM195 136V137H194ZM20 137L22 138V140L25 138V136H19L18 138L20 139ZM40 137H42V136H40ZM39 137V138H40ZM112 137V136H111ZM111 137H107V138H111ZM134 137V136H133ZM165 137V136H164ZM8 138V137H7ZM10 138V137H9ZM44 138V137H43ZM54 138V137H53ZM92 138V137H91ZM100 138V137H99ZM106 138V139H107ZM14 139V141H11V142H15L16 140L15 139H17V138H13ZM12 139V140H13ZM49 139V138H48ZM89 139H90V136H89ZM92 139H95V138H92ZM97 139V138H96ZM95 139V140H96ZM104 139H105V137H104ZM129 139V138H128ZM127 139V140H128ZM192 139V140H193ZM200 139V140H201ZM10 140H11V138H10ZM9 140V141H10ZM22 140H19L18 142H21ZM25 140V139H24ZM108 140V139H107ZM107 140H106V142H107ZM135 140V139H134ZM154 140H152V143H153V141ZM198 140V139H197ZM200 140H198L197 142L199 143H201V141ZM207 140L206 141H202V144H203V142H207ZM254 139H251V141H253ZM53 141H55V139H53ZM97 141V140H96ZM102 141H104V140H102ZM111 141H112V139H111ZM165 141V140H164ZM183 141V142H182ZM245 141V142H244ZM99 142V141H98ZM128 142H129V140H128ZM130 142H132V140H130ZM129 142V143H130ZM136 141H133L132 143L134 144ZM147 142H148V140H147ZM172 142V143H171ZM191 144H190V143ZM105 143V142H104ZM109 143V142H108ZM107 143V144H108ZM111 143H113V142H111ZM131 143V144H132ZM151 143V142H150ZM151 143V144H152ZM171 143V144H170ZM183 143V144H182ZM188 143V144H187ZM198 143H196V144H198ZM238 143H240V144H238ZM106 144V143H105ZM116 144V143H115ZM131 144H130V146H131ZM146 144V143H145ZM149 144V143H148ZM185 144H187V146L185 145ZM201 144V145H202ZM256 145V147H253V145ZM109 145H112V144H109ZM108 145V146H109ZM126 145H127V143H126ZM140 145V144H139ZM157 145H159V144H157ZM168 145V148L170 147ZM185 147H184V146ZM195 145V144H194ZM194 145H192L193 147H194ZM200 144L199 145H195V146H201ZM209 145V146H208ZM241 145V146H240ZM248 145V146H249ZM105 146V145H104ZM112 146H114V145H112ZM111 146V147H112ZM136 146L138 147V145L136 144ZM188 146H190L189 148H188ZM234 146H233V148H234ZM107 147V146H106ZM127 147V146H126ZM134 147H135V144H134ZM133 147V148H134ZM137 147H135V148H137ZM150 148L148 149V146L146 147L147 149H148V151L150 152V155L148 154V153H146V156L147 155H149V157L151 156V158L153 157V154L155 155L158 151H160L159 150V148H161V146H157V152L156 153H154L155 151L154 150H151V149H153L152 148V146H149ZM209 147H211L210 149H208ZM71 148H75V147H71ZM70 148V149H71ZM139 148V147H138ZM156 148V147H155ZM154 148V149H155ZM161 148V149H162ZM165 148H167V147H165ZM173 148V149H174ZM178 148L177 149H174V150H178ZM195 148V147H194ZM198 148V147H197ZM199 148H201V147H199ZM213 148V149H212ZM223 148V149H224ZM230 148V149H229ZM249 147H248V149H247V147H246V151L248 150V154H249V156L250 155H252V156H250L251 158L253 157V154H254V156H256V158H258L259 157V162L261 163V164H258L257 162H258V160L254 157V158H250L248 155H247V153H245L246 151L245 150H242L246 155L245 156H247L246 158H245V156H242V155H244V154H242L243 152H241V156L242 157H244L245 159L244 160H248V161H244L243 160V158L242 157H240V151L239 150H237V151H239L238 153H239V155L236 153L237 151H233V153H236L237 154V156H236V158L238 157V159H240L241 158V160H242V163L243 164H245L246 166H247V164L249 163V161H251L250 162V164H251V166L253 167L254 165H256L255 163H257V165H258V168H257V166H254V168H256V169H261V168H259L260 166H262V167H264L262 164H264V163H262V162H264V156L259 152V151H261V150H255V151H253V150H251ZM260 148H258V149H260ZM263 148V149H262ZM127 149V148H126ZM128 149H130V148H128ZM127 149V150H128ZM144 149V148H143ZM143 149H140V150H143ZM146 149V150H147ZM164 149V148H163ZM162 149V150H163ZM171 149H172V146H171ZM172 149V151H174ZM212 149V150H211ZM249 149H250V151H249ZM73 150H75V149H73ZM72 150V151H73ZM127 150H124V152H126ZM131 150V152H132V149H130ZM130 150H129V152H130ZM136 151L135 152H133L134 153V155H133V153L131 154H129V152H127L128 154H129V156L131 157V159H132V161H134V162H136L137 163V160L139 161V163H140V159H141V157H140V154L139 153H141V151L138 153V151L139 150H137V149H135ZM145 150V151H146ZM168 150V149H167ZM166 149H165V152L167 151ZM185 150V151H184ZM195 151L196 152V150H199V149H196L195 148V150L192 148L191 149V151ZM232 150H235V149H232ZM71 151V150H70ZM113 151V150H112ZM112 151L110 152L111 153V156H114V154H112ZM116 150H114L113 152H115ZM144 151V150H143ZM153 151V152H152ZM171 151V152H172ZM190 151V152H191ZM208 151H207V154H208ZM55 153H56V151H54ZM123 152V153H124ZM147 152V151H146ZM162 152V151H161ZM160 152V153H161ZM165 152H164V154H165ZM190 152H188L187 151V157H188V153H190ZM194 152V153H195ZM201 152L203 153V154H206V152L204 153V150H201ZM249 152H253L252 154H250ZM256 154H255V153ZM50 153H52L51 151H50ZM94 154H95V152H93ZM120 153H122V152H120ZM135 153H137L136 155H135ZM175 151L174 152H172L171 154L172 155H174L175 156ZM178 153V152H177ZM176 153V154H177ZM257 153L260 155H262V156H257ZM53 154V153H52ZM97 154V153H96ZM124 154H126V153H124ZM124 154H122V155H124ZM143 154H144V156H145V153L143 152ZM159 154V153H158ZM162 154V153H161ZM167 154V153H166ZM170 154V148H169V151H168V156H170L171 155ZM181 153H179L178 155H180ZM186 154V153H185ZM223 154V153H222ZM228 154H230V153H228ZM227 154V155H228ZM51 155V154H50ZM58 155V154H57ZM109 154H107V156H108ZM115 155H117V154H115ZM171 155V157H173ZM177 155V156H178ZM184 154H182L181 156H183ZM190 155H192V154H190ZM231 155V154H230ZM230 155H228V156H230ZM49 156V155H48ZM94 156V155H93ZM102 156V155H101ZM100 156V157H101ZM132 156H134V157H132ZM136 156V157H135ZM142 156V155H141ZM143 156V157H144ZM155 156H157V154L155 155ZM155 156H154V159H152V160H155ZM162 156H164V155H162ZM161 156V157H162ZM167 156V157H168ZM177 156H176V159H177ZM181 156H179V157H181ZM204 156V155H203ZM210 157V155H207V157ZM212 156H214V154L212 155ZM212 156H211V158H212ZM228 156H226V157H228ZM50 157V156H49ZM57 157H60V155L59 156H57ZM62 157V156H61ZM95 157H96V155H95ZM94 157V158H95ZM117 157V156H116ZM126 156L124 155V157H123V159L125 158ZM158 158L160 157L159 155L157 156ZM156 157V158H157ZM170 157V158H171ZM190 157V156H189ZM192 157V156H191ZM205 157V156H204ZM222 157V156H221ZM248 157L251 159H248ZM260 157H262V158H260ZM97 158V157H96ZM101 158H103V157H101ZM104 158H106V157H104ZM135 158H137L136 160H134ZM140 158V159H139ZM151 158H148V156H147V159L148 160H150ZM217 158V157H216ZM231 158H232V156H231ZM235 158V157H234ZM45 159V158H44ZM110 159H112V158H110L109 157V159H108V157H107V160L106 161H110ZM117 159V158H116ZM119 159V158H118ZM126 159V158H125ZM130 159V158H129ZM160 159V158H159ZM167 159V158H166ZM175 159V160H176ZM183 159H184V157H183ZM190 159V158H189ZM219 160H221L220 159V157L218 158ZM256 160V161H252V160ZM263 161H262V160ZM39 160H41V159H39ZM66 160H68V159H66ZM90 160V159H89ZM120 160H122V159H120ZM168 160H170V159H168ZM207 160H210L211 161V159H208L207 158ZM217 159H215V161H216ZM240 160V161H241ZM42 161V160H41ZM49 161H51V160H49ZM48 161V162H49ZM94 161V160H93ZM97 161H98V159H97ZM103 161H104V159H103ZM123 161V160H122ZM122 161H117L116 160V162H115V159H114V157H113V165H115L114 163H118L119 162V164L121 163V165H122ZM125 161V160H124ZM123 161V162H124ZM151 161V160H150ZM159 161V160H158ZM204 161H206V160H204ZM218 161V160H217ZM222 161V160H221ZM227 161V160H226ZM237 161V160H236ZM38 162V161H37ZM46 162V161H45ZM62 162V161H61ZM66 162V161H65ZM95 162V161H94ZM99 162V161H98ZM101 162V161H100ZM105 162V161H104ZM128 162H129V164H131V163H133V162H131V160L129 161H127V164H128ZM149 161H146V164L148 163ZM153 162V161H152ZM151 162V163H152ZM168 162V161H167ZM170 162V161H169ZM173 162H174V159H173ZM189 162V161H188ZM207 162V161H206ZM214 162V161H213ZM246 162H247V164H246ZM252 162H255V163H253L252 164ZM64 163V162H63ZM66 163H68V162H66ZM65 163V164H66ZM74 163H76V161H74ZM73 163V164H74ZM92 163V162H91ZM103 163V162H102ZM110 163H112V160H111V162ZM136 163H134L135 165H136ZM150 163V164H151ZM209 163V162H208ZM210 163H212V162H210ZM237 163H239L238 164V168H239V170H237V171H242L243 173L244 172H246V171H248L250 168H251V170L253 171H251L252 173H253V175H252V173H250V171H248L250 174H249V176H254V175H256V176H254V177H258V176H260L262 173V170H263V168L261 169V172H260V170H259V175H257L258 173H257V171H256V173L254 174V170H253V168L249 165V167H247V169H246V167L245 168H243L242 167V163L240 164V162H237ZM40 164V166H41V163H39ZM97 165H95V166H98V163H96ZM107 164V163H106ZM105 164V165H106ZM109 164V163H108ZM123 164H125V162L123 163ZM129 164H128V167H126V164H125V166H124V168H126V171H127V168H130L131 166H132V164L130 165V167H129ZM133 164V165H134ZM145 164V166H147ZM154 164V163H153ZM166 164V163H165ZM169 164V163H168ZM213 164H216V162L215 163H213ZM213 164H211V165H213ZM231 164H233V163H231ZM230 164V165H231ZM236 163L234 162V164L233 165H235ZM76 165V164H75ZM74 165V166H75ZM99 165H100V163H99ZM102 166L101 167H99L100 168V170H101V168L104 166L103 164H101ZM112 165V166H113ZM121 165H118V164H116L115 166H113V167H116V168H114V171L116 172V171H118V169L120 170V167H121ZM139 164L137 163V166H132L133 168H135L136 169V167L138 168V170L139 169H141V171L139 170V171H136L138 174H140V175H136L137 173L136 172H134V170L132 171V167L130 168L131 169V171H130V174H131V176L133 175H135V177L134 178H130L131 176H130V174L129 173H127V172H124L125 170H124V168H123V165H122V170H120V171H122V173L124 172V173H126L125 174V176H126V178L127 177H129V178H127V181L126 180H124V177H122L123 178V180H122V178H121V180L122 181H125L124 182V185L123 186H121L120 184H123V183H119V185H120V187H122L123 188V190H125L126 189V191L124 192V195L123 194H121V189L120 188H118V187H115L114 189H115V191L116 192H118L119 191V189H120V193L118 194V193H116L117 194V198H119V199H117L116 201H118V202H115L114 201V199H113V201H112V199L110 200V199H108L107 198V202H106V197H108L110 194V192L108 193V191L109 190H106V189H104L105 191H107L106 193L107 194H109V195H107V196H105V192L104 191H102V192H100L101 193V196H102V198H101V200H103L104 198H103V195L105 196V202L107 203V205H108V207H109V209L108 208H106V204H105V202L104 201H101L100 202V200L99 199H97V197H96V193L97 192H99V191H97L96 193L94 192V193H92V194H95V197H96V199L97 200H94V201H97V202H95L94 204H93V201H91V200H93V199H89L88 197V199L86 198V197H83L82 199L83 200H85V199H87V200H85L84 202L85 203H87L86 201H88V200H90V203L88 202L86 205H85V207L87 206V207H89L88 205L90 204L91 206L90 207H92V205L94 206V208H99L98 210L97 209H95V210H97L98 212L100 211V209H101V207H102V209L101 210H103V208H104V205H105V209L106 210H110V208H112L111 209V215H110V217L112 216V218H110L109 217V214H110V212H107L106 213V210L104 209L103 211H102V214L104 215V214H106V215H104L105 217H106V219H108L110 222H111V220H112V222H113V224H114V227H116V226H119L120 227V229L118 228V230H120L119 232V234H118V232L117 231H115L118 235H121V237H119V238H121V239H119V240H121L122 241V244L120 245V244H118V246L120 245L121 246V248H120V252L118 253V255L116 254V252H114V254H116V255H114V257L115 258H111L110 259V261H108L107 263H106V261H107V259H109V256L112 254H110V255H108V253L110 252H108L107 253V255H108V258L106 257V256H104V259H106V261H105V263H103L102 262V260H101V262L102 263H100V264H264V228H261L258 232H252V233H254V234H251L250 232H247V233H249L248 235H247V233L246 232H244V233H246V235L245 236H243V235H241L242 237H239V238H237L236 240H233L232 242L230 241V242H225L224 243V241H223V243H209V244H206V245H198L197 247H195V246H193L192 245V247L189 249V251H188V249H185V250H187V251H185L186 253L185 254H183L184 253V251H183V249H181V251H183V252H179V250L177 251L176 249H175V252L173 251V250H170L169 252L170 253H167L168 252V236L166 235V237H165V233L166 232H164V231H167V229L169 228V226H167L168 224V220H167V222H165V220L167 219V217H170L171 215H173V214H175V212H178L179 211V213L182 211H188V208L190 207V208H192V206L195 204V203H193L192 201H191V198H190V195L188 194V195H186V196H189V200L190 201H188V199H187V201H182V196H181V198H180V200H179V197H178V200L179 201H182V202H180V203H178L179 201L177 200V202L175 203L174 201V199H173V196H171L172 198L171 199H173L174 201H172L171 199H169L170 201H172V203L173 204H171L168 200V202H166L165 201V199H164V203H166L165 205H167V208L165 207V209H167V212L165 211V214H162L163 216H161L160 217V225H159V229H158V231H160V233H161V235H160V233H158V232H155V233H157V234H159L161 237H160V239H162V240H160L161 242H160V244H159V246L158 245H156V243L154 244V243H149V240L147 241L149 244H151V245H148L147 244V246H145V250L143 249V251H140L138 248H137V250L135 251V250H133L134 251V254H135V256L134 257H132V250L131 249H133V247L134 246H132L131 247V242H130V224H131V221L133 220V218H134V216L135 215H137L138 214V212L141 214L142 213V211L143 210H145L148 206L150 207V205L153 203V201L152 200H150V202H151V204H150V202H149V200L147 201V200H144L143 199V201L147 204V203H149L148 205H146L147 207H145L144 205H145V203L143 204L141 201H142V199L140 200V198H145V199H148L147 198V196L145 195V194H152V193H150L149 191L148 192H144V191H142V190H144V188L147 186L146 184V186L142 189V187H141V189L142 190H140L141 191V193L140 194H137V193H134V191L136 190L138 193H139V189H140V187L138 188L137 187V184H139V183H137L136 184V186L135 187H137L135 190H134V188L132 187V186H134L135 184H133L132 185V183H136V181H135V179H136V177H140L138 180H141L142 181V177L144 176V178H145V175H143L142 176V174L140 173V172H143L142 171V169L144 168H142L141 167V163H140V165L138 166ZM152 165V164H151ZM204 165V164H203ZM206 165H208L207 163H206ZM205 165V166H206ZM210 165V164H209ZM260 165V166H259ZM29 166V165H28ZM43 166V165H42ZM117 166H118V168H117ZM143 166V165H142ZM214 166V165H213ZM33 167V166H32ZM107 167V166H106ZM109 167H110V165H109ZM109 167H107V169H104V167L102 168V170L103 171H105V170H107V172L106 173H104V174H106V176H107V174H108V176H107V178L109 177V176H111V175H109L110 174V171H113V169L111 170V168L108 170V168ZM141 167V168H140ZM151 168H152V166H150ZM149 167V168H150ZM212 167V166H211ZM242 167V168H241ZM77 168V167H76ZM237 168V169H238ZM26 169H28L27 167H26ZM33 169V168H32ZM78 169V168H77ZM116 169V170H115ZM231 169V168H230ZM242 169V170H241ZM245 169H246V171H245ZM31 170V169H30ZM144 170V169H143ZM233 170V169H232ZM231 170V171H232ZM235 170L236 169H234V171L233 172H235ZM27 171H29V170H27ZM109 171V172H108ZM113 171V172H114ZM128 171V172H129ZM148 171V170H147ZM146 171V172H147ZM211 171H212V169H211ZM214 171V170H213ZM264 171V170H263ZM32 172V171H31ZM136 173V174H134V173ZM146 172H145V174H146ZM29 173H30V171H29ZM35 173H36V171H35ZM121 173V174H122ZM133 173V174H132ZM152 173V172H151ZM239 173H241V172H239ZM101 174V173H100ZM103 174V175H104ZM111 174H113L112 172H111ZM118 174H120L119 173V171H118ZM120 174V175H121ZM127 174H129V175H127ZM213 174V173H212ZM212 174H211V178H212ZM215 174V173H214ZM213 174V175H214ZM124 175V174H123ZM122 175V176H123ZM264 175V174H263ZM28 176V175H27ZM46 176V175H45ZM101 176V181H99V182H96L95 183V185L96 186H94V184H93V186L94 187H92L93 189L94 188H97L98 186H99V184L101 183V182H103V183H101L100 185L102 186L101 188L103 189V188H107L108 189V186L109 185H111V186H109V189L110 188H113L114 187V185H116L117 186V184L118 183H116L115 182V180L114 179H112V181L110 180V178L112 177H110V178H108V180H107V178L105 177V180H104V178H102V174L100 175ZM99 176V177H100ZM105 176V175H104ZM147 176V175H146ZM246 177H248V176H246ZM33 178H36V177H33ZM38 178V177H37ZM36 178V179H37ZM51 178V177H50ZM70 178V177H69ZM114 178H115V176H114ZM213 178H215V175H214V177ZM259 178V177H258ZM263 177L262 176H260V179H259V181H263V179H262ZM25 179H27L26 177H25ZM35 179V180H36ZM99 180V178H96V181H98ZM103 179V180H102ZM120 179V178H119ZM131 179H133V182H132V180ZM151 179H153V178H151ZM209 179V178H208ZM247 179V178H246ZM245 179V180H246ZM249 179V178H248ZM253 179V178H252ZM251 179V180H252ZM28 180V179H27ZM35 180L33 181V182H35ZM40 180V179H39ZM55 180V179H54ZM71 180V179H70ZM95 180V179H94ZM114 180V181H113ZM118 182L120 181V180H118V179H116ZM137 180V179H136ZM138 180H137V182H138ZM154 180V179H153ZM152 180V181H153ZM156 180V179H155ZM254 180V179H253ZM25 181V180H24ZM29 181H30V178H29ZM43 181V180H42ZM41 181V182H42ZM50 181H52V179H50L49 180V182ZM58 181V180H57ZM109 181V183H107ZM110 181L113 183H115V184H110ZM122 181H120V182H122ZM150 181V180H149ZM26 182V181H25ZM36 182H39V181H36ZM41 182H39L40 184H41ZM48 182V183H49ZM54 182V181H53ZM55 182H56V180H55ZM143 182V181H142ZM210 182H211V180H210ZM209 182V183H210ZM212 182H213V179H212ZM238 182V181H237ZM257 182V181H256ZM28 183V182H27ZM31 183V182H30ZM62 183V182H61ZM60 183V184H61ZM92 183H94L93 181H92ZM92 183H91V185H92ZM106 183V184H105ZM208 183V182H207ZM260 183V182H259ZM258 183V184H259ZM264 183V182H263ZM17 184V183H16ZM16 184H15V186H16ZM19 184V183H18ZM35 184V183H34ZM44 184V183H43ZM42 184V185H43ZM56 184V183H55ZM58 184V183H57ZM63 184V183H62ZM62 184H61V186H62ZM85 184V183H84ZM83 184V185H84ZM106 186H104V185ZM109 184V185H108ZM141 184V183H140ZM149 184H151V182L149 183ZM212 184V183H211ZM242 184V183H241ZM23 185V184H22ZM28 185V184H27ZM26 185V186H27ZM31 185H32V183H31ZM31 185H30V188H31ZM47 185V184H46ZM51 185V184H50ZM86 185H88V184H86ZM90 185V186H91ZM108 185V186H107ZM113 185V186H112ZM118 185V186H119ZM246 185V184H245ZM257 184H255L254 186H256ZM261 185V184H260ZM263 185V184H262ZM49 186V184L47 185V187ZM58 186V185H57ZM89 186V187H90ZM139 186V185H138ZM208 186H210V184L208 185ZM233 186H234V184L233 185H231L230 186V188L232 187L233 188ZM237 186H238V183H237ZM28 187V186H27ZM36 187H37V185H36ZM46 187V188H47ZM50 187V186H49ZM48 187V188H49ZM59 187V186H58ZM81 187L82 188H85L84 186H82L81 185ZM89 187H88V189H89ZM235 187V186H234ZM257 187H258V185H257ZM263 187V186H262ZM16 189L17 188H20V187H15ZM44 188H45V185H44ZM61 188V187H60ZM99 188H100V186H99ZM98 188V189H99ZM118 188V189H117ZM147 188H150V187H147ZM147 188H145V190H148ZM154 188V187H153ZM156 188V187H155ZM176 188V187H175ZM208 188V187H207ZM231 188V189H232ZM238 188H240V187H238ZM242 188V187H241ZM245 189H246V186L244 187ZM248 188V187H247ZM12 189H13V187H12ZM15 189V190H16ZM21 189V188H20ZM22 189H23V187H22ZM21 189V190H22ZM26 189V188H25ZM34 190H35V192H37L36 191V189L35 188H33ZM40 189V188H39ZM42 189V188H41ZM40 189V190H41ZM81 189V188H80ZM79 189V190H80ZM90 189H91V187H90ZM93 189H91V190H93ZM234 189V188H233ZM232 189V190H233ZM237 189V188H236ZM245 189H243L242 188V191H241V189H239L240 190V194H239V192H237L238 190H236V191H232V194H236L235 196L238 198V196L239 195H241L242 193H243V191L245 190ZM249 189H251L250 187H249ZM260 189V188H259ZM264 189V188H263ZM33 190V191H34ZM38 190V189H37ZM49 190V189H48ZM77 190V189H76ZM86 190V189H85ZM100 190V189H99ZM113 189H111L110 191L111 192H113V194H114V190L112 191ZM118 190V191H117ZM153 190V189H152ZM157 190V189H156ZM156 190H153V191H156ZM173 191H174V193H175V190L174 189H172ZM171 190V191H172ZM253 190V189H252ZM11 191V190H10ZM20 190H18V192H19ZM27 191V190H26ZM33 191H31V192H33ZM54 191V190H53ZM55 191H56V189H55ZM55 191H54V193H55ZM82 191V190H81ZM87 191V190H86ZM96 191V190H95ZM101 191V190H100ZM135 191V192H136ZM164 191V193H165V191H167V190H163ZM168 191H170V189L168 190ZM172 191V192H173ZM258 191V190H257ZM256 191V193H258ZM259 191H262V190H259ZM16 192V191H15ZM20 192H22V191H20ZM19 192V195L21 194ZM28 192V191H27ZM30 192V194H28V196L30 195L31 196V194L33 195V193H31ZM42 192V190L40 191V193ZM45 192V191H44ZM44 192H42V195L41 194H39V195H41V197L43 196V193ZM57 192V191H56ZM77 192V191H76ZM91 192V191H90ZM89 192V193H90ZM122 192V193H123ZM171 192V193H172ZM205 192H207V191H205ZM227 192H228V190H227ZM233 192H236V193H233ZM244 192H248V193H250V191H244ZM251 192H254V191H251ZM13 193H14V191H13ZM23 193H24V190H23ZM29 193V192H28ZM49 193V192H48ZM52 193V192H51ZM79 193V192H78ZM145 193V194H144ZM154 193V192H153ZM180 193V192H179ZM178 193V194H179ZM237 193H238V195H237ZM259 193H261V192H259ZM11 194H12V192H11ZM15 194V193H14ZM14 194H13V196H14ZM17 194V193H16ZM50 194V193H49ZM85 194V193H84ZM83 194V195H84ZM112 194V195H113ZM131 194H132V196L134 197V195H140L139 197V201L141 202V204H140V202H139V206H138V202L136 201V200H134V199H137L138 200V198L135 196L134 197V199L132 198V196H131ZM142 194V195H141ZM143 194L145 195V197H143ZM148 194V195H149ZM155 194H156V192H155ZM166 194V193H165ZM177 194V195H178ZM246 194V193H245ZM244 193H243V195H241V196H239V197H241V198H243L242 196H244L245 195ZM25 195V194H24ZM76 195H78V194H76ZM75 195V196H76ZM112 195H110V198L112 197ZM115 195V194H114ZM113 195V197H115ZM160 195H161V197L163 198V197H165V196H162V194H161V192H160ZM169 195V194H168ZM172 195H174V194H172ZM180 195V194H179ZM201 195V194H200ZM234 195H232V199H230V200H234L235 201V199H236V197L234 196ZM253 195V194H252ZM257 195V194H256ZM17 195H15V197H13V198H19V196L18 197H16ZM21 196V195H20ZM25 196H27V195H25ZM36 197H33V199L35 198V200L36 199H38V197L39 196H37V195H35ZM47 196H49V195H47ZM46 196V197H47ZM51 196V195H50ZM55 196V195H54ZM79 196H80V194H79ZM91 196V195H90ZM130 196V197H129ZM153 197H154V195H152ZM155 196H158L159 197V193H158V191H157V195H155ZM175 196H176V194H175ZM196 198H198V196L199 195H197L196 194ZM255 196V195H254ZM12 198L11 196H9V194H8V198ZM24 197V196H23ZM22 197V198H23ZM41 197H39V201H40V198ZM45 197V195H44V197H42V198H46ZM53 197V196H52ZM59 197H61V196H59ZM82 197V195L79 197V198H81ZM95 197H93V198H95ZM112 197V198H113ZM158 197H154V198H157L158 199ZM192 197V196H191ZM235 197V198H234ZM247 197V196H246ZM9 198V199H10ZM21 198V197H20ZM41 198V200L43 201H46V199H42ZM50 198V197H49ZM64 198V197H63ZM133 200H132V199ZM154 198H151L150 197V199H154ZM167 198H169L168 196H167ZM175 198V197H174ZM184 198V197H183ZM186 198H188V197H186ZM186 198H184V200L186 199ZM194 198H195V196H194ZM200 198V197H199ZM230 198H231V192H230ZM244 198H245V196H244ZM250 198V197H249ZM251 198H253V197H251ZM25 199V198H24ZM30 198H26L25 200H29ZM31 199H32V196H31ZM30 199V200H31ZM52 199V198H51ZM54 199L56 200L57 199V201H54L53 200V202L51 201L50 203H53V204H50L49 203V201H48V205H47V202H45L46 203V209H44V211L43 212H41L39 215H43V213H45L46 215H48V216H46L45 215V217H44V215L42 216V217H38V218H40V219H42V220H39V219H37L36 217H37V214H36V211L37 210H35L34 208L36 207L35 205H34V203L33 204H31V203H27V206H26V208H24L23 206H22V208H20V205L17 207V209L18 208H20V209H22L23 210V213H24V215L26 214V216H25V218L22 216L23 214L21 213V211L20 212H18V214H17V216L19 215V213H21V216H22V218H24L23 220H24V222L22 221V219L21 218H19V217H21V216H16V213L14 214V215H12V217L15 219H17V220H14V222H11V221H13V220H11L10 219V216H11V213L9 214L8 212H9V210H8V212L6 213V211H5V214H2V215H0V238L3 236L4 238L6 237V239H9V238H13V237H18V239H20L21 240V238L23 237V238H25L26 239V237L24 236V235H26V233H28L27 231H29V233L34 229L32 226H35V225H38V224H45V226L46 225H50V226H52V228L54 229V227L55 226H53V224L54 225H56V222H57V224L58 223H61L62 222V220H64V219H67V220H70V218H72V215H70L69 216V214H67V212H72L71 214H76L75 212H77V211H75V212H73V210L72 211H69L72 207H70V206H66V205H68V204H64V200L62 201L61 200V203H59V199H58V195H57V198L56 197H54ZM64 199H66V198H64ZM78 199V198H77ZM131 201L130 203H131V205H130V203H129V200ZM157 199L156 200H154V201H157ZM176 199H177V197H176ZM19 200V199H18ZM49 200V199H48ZM68 200H71V199H68ZM76 200V199H75ZM80 200V199H79ZM160 200V202L161 201H163V200H161V199H159ZM196 200V199H195ZM195 200H193L194 202H195ZM198 200V199H197ZM237 200V199H236ZM12 201V200H11ZM15 201V200H14ZM19 201H21L22 202V200H19ZM42 201H40V202H42ZM43 201V202H44ZM72 201V200H71ZM110 201H112L110 204H108V202H110ZM132 201H135V203L134 202H132ZM238 201V200H237ZM248 201H250V202H252L251 200H248ZM23 202H25V201H23ZM27 202V201H26ZM25 202V203H26ZM31 202V201H30ZM32 202H35V201H32ZM40 202L38 203L39 205H40ZM55 202H57V203H59V204H55V205H59L60 206V210H61V208L64 210V206H66V208L67 207H69V208H65L66 210H64V213H65V215H63V211H61L60 213H58L59 212V210L57 209V213H56V215L54 216V210H55V212H56V206L54 207V203ZM66 202H68V201H66ZM73 202V201H72ZM83 202V203H84ZM99 202V203H98ZM102 202H104L103 204H102ZM123 202V203H122ZM136 202H137V205H135V206H133L134 204H136ZM236 202V201H235ZM45 203H43V204H41V205H45ZM69 203H70V201H69ZM79 203H81V201L79 202ZM82 203V204H83ZM97 203H98V206H100V207H97V206H95V205H97ZM102 205H101V204ZM132 203H134V204H132ZM163 203V202H162ZM162 203H161V205H162ZM20 204V203H19ZM29 204H30V206H29ZM38 204H37V206H38ZM64 205V206H62V205ZM126 205V206H124L125 207V210H122V207H121V205ZM128 204H129V206H128ZM143 204V205H142ZM169 204H171L172 205V207L170 208V205ZM175 204H177V205H175ZM249 204V203H248ZM2 205H4V204H2ZM18 205V204H17ZM22 205V204H21ZM24 205H26V204H24ZM73 205V204H72ZM168 205H169V208L170 209H168ZM192 205V206H191ZM5 206V205H4ZM32 206V207H31ZM35 206V207H34ZM112 206V207H111ZM133 208H132V207ZM141 207V206H144L143 207V210H141V208H139L140 209V211H139V209H137L138 207ZM153 206H156L155 204L153 205ZM189 206V207H188ZM195 206V205H194ZM193 206V207H194ZM40 207V206H39ZM54 207V208H53ZM64 207V208H63ZM78 207V206H77ZM83 207V206H82ZM188 207V208H187ZM209 207V206H208ZM212 207L213 206H211V209H212ZM3 208V207H2ZM1 208V206H0V209H2ZM6 208H7V204H6ZM42 208V207H41ZM53 208V209H52ZM130 208V209H129ZM131 208H132V210H131ZM145 208V209H144ZM187 208V209H186ZM189 208V209H190ZM250 208V207H249ZM10 209V208H9ZM17 209H14V210H17ZM38 209V208H37ZM40 209V208H39ZM43 209V208H42ZM42 209H40L41 211H42ZM69 209V210H68ZM83 208H81V211L83 212V210H82ZM85 209V208H84ZM93 209V208H92ZM163 209V208H162ZM186 209V210H185ZM210 209V208H209ZM4 210H6V209H4ZM33 210V214H32V216H30L31 215V211ZM47 210H49V211H47ZM79 210V209H78ZM86 210H88L87 208L84 210V211H86ZM120 210L122 211V212H120ZM191 210V209H190ZM249 210V209H248ZM12 211V210H11ZM52 211H53V213H52ZM97 211H94V213H96ZM124 211V212H123ZM2 212V211H1ZM4 212V211H3ZM15 212V211H14ZM34 212H35V214H34ZM53 214H51V213ZM88 212V211H87ZM250 212V211H249ZM62 213V214H61ZM100 213H101V211H100ZM99 213V214H100ZM109 213V214H108ZM144 213H145V211H144ZM154 213V212H153ZM164 213V212H163ZM184 213V212H183ZM13 214V213H12ZM61 214V215H60ZM73 214V215H74ZM78 214H79V212H78ZM82 214V213H81ZM81 214H79V215H81ZM86 214V213H85ZM93 214V213H92ZM91 213H87V215L86 216H88L87 218H90V216H91V218H92V220L94 221H92V220H90V222H92V224H90V223H88L89 221V219H86V223H85V221H84V224H83V227H80V228H82V229H85V228H87V230H89L91 227L93 228V227H100L101 225H103L101 222L102 221H100V219H101V216H102V214L101 215H98L97 213L95 214V215H98L99 216V219L96 221V219L98 218V216H97V218L95 217L94 218V216L92 215ZM155 214V213H154ZM27 215L29 216L28 218H27ZM33 215H36V217L35 216H33ZM60 215V216H59ZM79 215H78V218H79ZM83 215H84V213H83ZM83 215H81V216H83ZM90 215V216H89ZM169 215V216H168ZM16 216V217H15ZM59 216V217H58ZM104 216H102V219H103V217ZM142 216H144V214L142 215ZM146 216H147V213H146ZM152 216V215H151ZM151 216L149 215L148 217H150V219H151ZM186 216V214L184 215V217ZM31 217H33V219L34 218H36L37 220V222L38 223H35V219L33 220ZM46 217H48V218H46ZM68 217H70L69 219H68ZM75 217V216H74ZM77 217V216H76ZM84 218H85V216H83ZM108 217V218H107ZM153 217V216H152ZM183 217V216H182ZM90 218V219H91ZM136 218H138V216L136 217ZM145 219L147 218V217H144ZM26 219V220H25ZM77 219V218H76ZM75 219V220H76ZM81 219V218H80ZM79 219V220H80ZM101 219V220H102ZM104 220V221H107V222H109L108 220ZM111 219V220H110ZM155 219V218H154ZM159 219V218H158ZM169 219V218H168ZM11 220V221H10ZM28 220H30L29 222H28ZM72 220V219H71ZM83 220V219H82ZM138 220V219H137ZM149 220V219H148ZM41 221V222H40ZM88 221V222H87ZM100 221V222H99ZM136 221V220H135ZM139 221V220H138ZM151 221H153L152 219H151ZM157 221V220H156ZM156 221H154V222H156ZM171 221V220H170ZM8 222H11V224L10 223H8ZM40 222V223H39ZM68 222V221H67ZM99 222V223H98ZM109 222V223H110ZM111 222V223H112ZM164 222H165V225H164ZM63 223V222H62ZM94 223V224H93ZM104 223V222H103ZM147 223V222H146ZM146 223H145V225H146ZM65 224V222L63 223V225ZM81 223H79L78 224V222H77V227H78V225H80ZM99 224H100V226H99ZM113 224H111V225H113ZM153 224H155V223H153ZM59 225V224H58ZM57 225V226H58ZM61 225V224H60ZM107 225H109V224H107ZM138 224H136V226H137ZM152 225V224H151ZM45 226H41V227H43V229L39 226V227H37L36 226V229L37 230H39V228H41V231L42 230H46L44 227ZM49 226V227H50ZM56 226V227H57ZM104 226H105V224H104ZM110 226V225H109ZM135 226V227H136ZM138 226H140V225H138ZM137 226V227H138ZM154 226V225H153ZM156 226V225H155ZM155 226L154 227H150V229H153V228H155ZM165 228H164V227ZM55 227V228H56ZM96 228L97 229V231H100V230H98V229H100L101 227H103V226H101L100 228ZM149 227V226H148ZM47 228V227H46ZM91 228V229H92ZM104 228V227H103ZM103 228H101V229H103ZM133 228V227H132ZM131 228V229H132ZM145 228V227H144ZM147 228V227H146ZM95 229V228H94ZM136 229H138V228H136ZM139 229H141V228H139ZM142 229H143V227H142ZM149 229V228H148ZM166 229V230H165ZM31 230V231H30ZM37 230H34L35 231V234H38L36 231ZM49 230H51V228L49 229ZM81 230V229H80ZM86 230V229H85ZM154 230V229H153ZM155 230H156V228H155ZM33 231V232H34ZM40 231V232H41ZM78 231H79V228H78ZM84 231V230H83ZM83 231H81L82 233H83ZM92 232L94 231V230H91ZM101 231H103V230H101ZM105 231V230H104ZM103 231V232H104ZM108 231V230H107ZM106 231V232H107ZM111 231V230H110ZM110 231H109V233H110ZM135 231V230H134ZM136 231H138L139 232V230H136ZM141 231V230H140ZM145 231L146 232H148L146 229H145ZM152 231V230H151ZM168 231H169V229H168ZM168 231H167V233H168ZM32 232V233H33ZM80 232V234H82ZM87 232H89V231H86V233ZM91 232V233H92ZM102 232V233H103ZM142 232V231H141ZM144 232V231H143ZM79 233V232H78ZM85 233V232H84ZM86 233L84 234V235H86ZM95 233V232H94ZM94 233H92V234H94ZM97 233V232H96ZM111 233H112V231H111ZM149 233H151V232H149ZM148 233V234H149ZM152 233H154V232H152ZM151 233V234H152ZM79 234V235H80ZM90 234V233H89ZM138 234V233H137ZM251 234V235H250ZM2 235V236H1ZM97 235V234H96ZM107 235H108V233H107ZM139 235H141L140 233H139ZM147 235V234H146ZM159 235H158V237L157 238H159ZM8 236V237H7ZM27 236V235H26ZM76 236H78V235H76ZM81 236H83V235H81ZM91 236V235H90ZM94 236V235H93ZM98 236V235H97ZM105 236V235H104ZM109 236V235H108ZM110 236H112V235H110ZM110 236H109V238H110ZM135 236V235H134ZM138 236V235H137ZM150 236V235H149ZM92 237V236H91ZM140 237V236H139ZM144 237H146V236H144ZM22 238V239H23ZM78 238V237H77ZM80 238V237H79ZM88 238V237H87ZM93 238V237H92ZM96 237H94V239H95ZM108 238V239H109ZM138 238V237H137ZM28 241H29V239H30V234H29V236H28ZM33 238L31 237V239L30 240H32ZM91 239V238H90ZM89 239V240H90ZM94 239H92V240H94ZM97 239V238H96ZM140 239V238H139ZM139 239H138V241H139ZM148 239V238H147ZM1 240V239H0ZM10 240H12V239H10ZM9 240V241H10ZM16 239H14L13 238V241H15ZM78 240V239H77ZM113 240H114V238H113ZM115 240H117V239H115ZM137 240V239H136ZM153 240V239H152ZM154 240H156L155 238H154ZM2 241H3V238H2ZM5 241V240H4ZM12 241V242H13ZM23 240H21V242H22ZM27 241V240H26ZM28 241H27V243H28ZM76 241V240H75ZM143 241V240H142ZM142 241H139L140 243L142 242ZM144 241H146L145 239H144ZM157 241V240H156ZM226 241V240H225ZM1 242V241H0ZM25 242V241H24ZM83 242V241H82ZM110 242H111V240H110ZM114 242V241H113ZM133 242V241H132ZM139 242H138V244H136V246L138 245L139 246ZM216 242H218V241H216ZM3 243V242H2ZM23 243V242H22ZM78 243V242H77ZM117 243H118V241H117ZM144 243H146V242H144ZM158 243H159V240H158ZM157 243V244H158ZM25 244V243H24ZM81 244V243H80ZM83 244H85V242L84 243H82V245ZM115 244H116V242H115ZM154 244V245H153ZM1 245V244H0ZM88 244H86V246H87ZM111 245H112V243H111ZM117 245V244H116ZM141 245V244H140ZM146 245V244H145ZM156 245V246H155ZM114 246V245H113ZM112 246V247H113ZM190 247V246H189ZM115 248V247H114ZM131 248V249H130ZM107 251V250H106ZM114 251V250H113ZM115 251H118V249H116ZM176 252H179V253H177L176 254ZM103 254H104V252H103ZM105 254H106V252H105ZM133 254V255H134ZM116 259V260H115ZM93 260V259H92ZM97 259H95V261H96ZM100 260V259H99ZM94 260H93V262H95ZM104 261V260H103ZM89 262H91L90 260H89ZM93 262H92V264H93ZM97 262H95V264H96ZM91 264V263H90Z\"/></svg>","mask_w":264,"mask_h":264}]
</instances>
